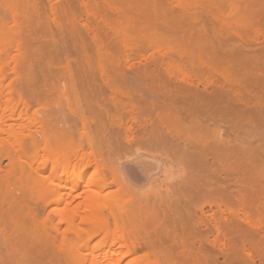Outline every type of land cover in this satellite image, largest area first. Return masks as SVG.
<instances>
[{"label": "rangeland", "instance_id": "obj_1", "mask_svg": "<svg viewBox=\"0 0 264 264\" xmlns=\"http://www.w3.org/2000/svg\"><path fill=\"white\" fill-rule=\"evenodd\" d=\"M76 1L77 2H75V0H55L54 1V3H58L59 2V4H58L59 6L57 4H55V5H57L58 7H60L62 9V10L56 9V11L58 10L57 13L60 14L59 12H61V14L63 13V15L65 17L62 16V15H58V14H56V16L58 15V18H59V16H61V18H63L62 21L66 20V22L63 23V26L61 28L62 30L60 29L58 31H55L57 29L52 30L51 29L52 26H50V25H53L54 28H58V27H55L54 23H51V21H52L51 19L52 18L51 19H49V18L44 19V17H47V15L49 13H50V15H52V13L50 11V8L48 10L49 11L48 13L45 11V10L48 9L47 8L48 5L50 7L49 0H0V106H1L0 112L2 113V114L0 113V115L3 118L2 121H1L2 124H5L4 119L7 120L6 124L8 122L10 123V124H7L5 126V127H7L6 128L7 130L6 131H1V133H0V136H2L1 138H7L8 139V142H7L6 139H4V141L0 140L1 141V143H0V175L3 174L0 177V180L2 181V182L0 181V199H1L0 200L1 201V203H0V205H1L0 206V234H1L0 235V237H1L0 238V251H2V252H0V257L4 258V260L6 261L5 262L1 258L0 259L1 263L0 264H28V262H30L28 260L32 261V258H34L33 259L34 261L36 260L35 263H37V264H40L41 261L49 262L48 264H64V263L68 264L66 262L65 258H68L69 262L71 264H90L91 263V259L93 258L92 257L93 255L91 254L92 251L97 252V253H102L103 250L107 249L106 248L107 246L104 245L105 243L103 244L104 246H102V245L100 247L97 246L100 243L99 240H101V238H102V236H97V237H95L94 239L91 240L92 242L90 241V243H92V245H90V247L92 246V248L91 249L89 248L90 250L83 249L84 251H80V253H79L78 251H76V249L74 251V248L76 246V245H74V248L72 247L73 249H71L70 246H66L68 249H66L64 253L60 252V251H63L62 249L60 250V248L62 247L61 242H60L61 239H63L65 234H66V236L69 235L67 237L68 240L70 238L72 239L74 236H76L75 233H73V230H71V232H70V229H67L68 228L67 225L63 224L62 228L63 227L64 228L61 231L62 232L61 233L62 236L61 237L58 236V239H59L58 241L54 238L55 239V241H54L53 239H51V238H53V235L51 237L48 236V233L50 231H48V233H45V235H43V234L41 235V233L38 235L37 234V230H36L38 225H35V224H40L39 226H41L42 224H46L47 223V225L50 224L47 227H51L53 222L54 223H58L60 218L68 216L67 204H68V202H71V201H68V200L72 199L73 191L70 190L69 188H65L64 186H62V187H64L63 188L64 190L62 189L61 186H57L58 185L57 183L59 182V175H56V176H58V179H56V178H54L53 180H49L48 179L50 181V182L48 181L50 186L52 185L53 188H55L56 186L58 187L59 190L57 189L58 190V194H56V195L52 194V193H54L53 191H50V193H49V192H47L45 190L44 191L41 190L42 188L38 189L36 187V188H33V190L31 188L28 189V187H30V184H29L30 179H32V178H29V177H32V174H33L32 172H34L36 170V169H34L35 167L38 168V169L40 168V170H42L45 173V175L48 176L49 174H52V167L54 165L53 161H55V163L56 162L58 163L60 161L63 162L66 158L68 160L70 157L74 156L78 152V150H80L79 149L80 147L85 146L87 144V140L82 138L84 136V133H85V130H86L85 125L88 126L87 124L89 122H87V121H90V122L98 121L99 116L102 114L101 111H100L101 108H98V107H101V106L97 105L99 103L97 101L101 100V102L103 103L104 102L103 100H106V98L108 100V99L112 98L111 97L112 95L114 97L115 94H113V92L110 91L109 87L107 88V85H105L106 87L105 86H99V84H100L99 81L102 82V77H101V79L99 78L100 79L99 81L97 80L98 79L97 77L100 75L99 74L100 73L99 70H100V66H101L100 63L101 62H100L99 59L101 58L102 53L104 54L103 55L104 57L110 59L107 62V64L105 65V66L108 67L109 71H111V72H109L110 73V75H109L110 77H111V74L113 75V74L116 73L114 76L118 78L121 75L117 76V72H118V75L122 71L126 72L125 74L123 73L124 76H127V78H128V80L126 79L125 83H123L122 80H120V79H123L124 76H122V78H120V79L118 78L121 81V82L119 81V83H121V85L124 84L123 87L120 85L122 87V89L125 88V86H126L125 84L126 83L128 84L127 86H130V88L133 86V83L137 84L138 80L136 82H134L133 79H136V78H139L140 76H143V75H140L139 77L137 76V75L140 74V73H138L140 70L143 73H145L144 71H146L145 75L148 74L146 76H150L152 74L159 75V73L161 74L162 73L161 72L162 69H160V67L162 66L161 61L164 58H167V57H169V59H172V61H173L172 71L175 72V73H181L183 71V66L184 65L185 66H188V65L191 66L192 63H195L196 60L201 57L202 52L199 51L198 49H196L198 47V43L203 41V44H204V42H205V44L206 43L210 44V42H208V41H211V40H212L211 42H215L214 43L215 45L217 44V41H218V43H220V42L222 43L223 42L224 44L230 45L229 46V51H231V54L233 53V55H230L229 58L224 56V54L225 55H229L230 52H228V54H226L227 51H223L222 50V52H223L222 53L220 51L221 49L218 48L219 46L217 47V49L219 50L218 52H221L223 55L221 53H218V54L220 56L222 55V57H225L223 59H226L227 61H228V59H229V61L232 60L234 57H236V52L239 53V54L237 53V56L242 55L241 56L242 59L245 57V60H247V63L244 64L245 60L243 59L241 61L243 64L240 62L242 64L241 65L242 67L241 68L239 67V69L244 68V71L249 70V69L252 71V69L255 68V67H257L259 69V67L261 65L258 64V63L262 62L261 63L262 66L260 67V69L256 70L257 68H255L254 69L255 72L253 74L250 73L251 71L250 72L247 71V73H248L247 76L248 77H245V78L247 79L248 83H249V81L251 79L250 76H252L253 79L250 82H252L253 85L255 83L257 85L258 82L255 81L256 79L254 80V77H256V78L258 77L257 81H260L262 79L260 77L262 75H264V47L262 49L260 48V47H262L264 45V5H263L264 3L261 0H142V1H140V0L138 1L137 0L136 1L137 3H135L134 0H132V1L130 0V2L127 1V4H126V0H125V2H124V0H119L118 1L119 3H120V1L123 2L124 5L122 3H120V5H119V3H117L116 1H113V2L118 4V5L115 4L116 7H117L116 9H111L112 11L114 10L113 12L112 11H110V12L108 11V13H109L108 14L105 11H102V9L105 10L106 8H101L100 9L102 11L101 14H97V18H98V15L100 16L98 19L95 18L96 15L93 16L94 19H92L93 18L92 16H89L90 17L89 19H90L92 24H94L95 22L97 23V24L96 23L94 24L95 28H96V29L95 28L94 29L97 30L99 28L98 29L99 32H103V33H100L101 36L98 33H96L102 39V44L104 43L103 45L102 44L101 45L104 47V45L106 44L105 47H107V50H105L106 49L105 47H104V51L100 50L101 54L97 51L96 46L94 47L93 44H95V43H94L93 39L90 38L92 36L87 35V31L84 28H82V25L81 26L79 25L80 27L76 26L77 24L74 26L75 17H71L70 18L68 16V15L73 16L72 15L73 13L70 12V11H72V10H70V8L74 9V10L75 9L77 10L76 7L78 6V8H80L79 10L84 15L80 14V11H78V10L77 11L75 10V12L78 13L79 15H82L83 17H85V13L83 12L84 8H82L81 7V3H79L80 0H76ZM94 1H96V2L100 1L101 2L102 0H94ZM131 2L132 3L134 2V4H130ZM138 2L139 3L141 2V5H139ZM259 2L262 3V4L258 5L257 3H259ZM77 3H79L80 5L77 4ZM146 3H148V4L146 5ZM66 4H68V5H66ZM125 4H126V6H128V8L126 7L128 9L126 11V13H124L125 11L123 12V10L126 9L124 7ZM57 6H56V8H57ZM69 6H71V7L69 8ZM67 8H69V9H67ZM81 9H83V10H81ZM65 10H66V12H64ZM106 10H108V9H106ZM44 12H46V13H44ZM127 12H128V14H127ZM66 13H68V14H66ZM44 14H45V16H44ZM65 14L70 19H68ZM78 14H77V16H78ZM102 14H103V17L101 16ZM124 14L127 15V17ZM104 15H106V17ZM109 15H111L110 16L111 18H108ZM32 16H34V17H32ZM36 16H37V19H36ZM41 16H42L43 19H40ZM205 17H206V19H205ZM103 18L108 19L109 20L108 21L109 24L111 23L110 25L108 24L109 25L108 29H107L108 26L103 21ZM209 18H211V19L209 20ZM110 19H111L112 22L110 21ZM207 19H208V22L206 21ZM68 20H70V21H68ZM92 20H93V22H92ZM97 20H101V22H99ZM44 21H46V22H44ZM45 23L47 25H45ZM75 23H77V22H75ZM195 23L196 24L199 23V25L198 24L196 25ZM101 24L102 25L104 24L102 26V28H101ZM105 24H106V30H105ZM170 24L171 25L173 24V27ZM167 25H169V26H167ZM190 25H191V27H190ZM44 27L46 29L48 28L47 31H46V29ZM76 27L81 28L80 29L81 33H79L78 30H76L77 29ZM116 27H117V29H115ZM215 27H217V29ZM70 28H73V29H70ZM170 28H172V29H170ZM65 29H68V33L66 32ZM101 29H103V30H101ZM174 29H175V31L173 32L172 30H174ZM63 30H64V32L62 33ZM111 30H112V32H109ZM214 30L216 32H214ZM48 31H51L49 33V35L47 34ZM105 31H108V32H106V34H105ZM57 32H59V33H57ZM114 32H115V34H114ZM217 32H219L220 35H217V34H219ZM65 33H66L67 37L64 36ZM70 33H71V37L72 38L69 36ZM50 34H54L56 43L51 41V40L54 39V37L50 36ZM61 34H63V35L61 36ZM73 34H74L75 38L73 37ZM80 34H82V35L80 37H78ZM193 34H195L196 36L193 35ZM198 35H200L201 37L198 36ZM63 37H66V43L67 44L64 43L66 45L65 48L68 47L70 49V51L71 50L73 51V53L70 52V51H68L66 53V54H68L70 52L73 55V56L72 55L70 56L68 54L70 56V58L68 60L72 61V62H75L74 64L70 62L71 66L74 67V68L71 67V69H68V67H67V63H66L67 55L65 54V56H64L63 51H61V49L63 48V45H64L62 43V40H63V42H65V38H63ZM86 37H87V39H85ZM110 37L111 38L117 37L118 40H119V41L118 40L117 41L120 42V43H118L115 40L116 38L115 39L114 38L111 39ZM195 37L199 41H197L195 39ZM216 37H217V39H215ZM261 37H263V38H261ZM59 38H60L61 44L60 45H56L58 43L57 41L59 40ZM76 38H80V39H77V40H80V41H77ZM83 39L88 41V43L85 42V40H83ZM91 39H92V41H91ZM110 39L112 41H116L117 43L114 42L113 45H110L112 43V41ZM55 40H53V41H55ZM75 41H77V42H75ZM81 41L84 42L85 45H82V43H80ZM71 42H72V44H70ZM246 42H248V43H246ZM76 43H78V44H76ZM250 43H252V44H250ZM208 44H207V46H208ZM241 44H243V46ZM217 45H220V44H217ZM112 46H115L116 48L113 47V48H115V49H113V48H111ZM231 46L233 47V49H231L232 48ZM60 47H62V48H60ZM73 47L75 49H72ZM56 48H58V49L60 48V51H58V49H56ZM68 48H66V49L69 50ZM255 48L258 49L259 51L256 50ZM82 49L85 50L86 52L83 51ZM239 49L240 50L242 49L241 50L242 52ZM232 50H235L236 52H232ZM247 50H251V52L250 51L248 52ZM75 51H77V52H75ZM258 52H261V53L259 54ZM86 53H88V56H89L90 59L85 55ZM257 53H258V55H257ZM184 54L187 55V57H191V60L185 61V62L181 61V59L183 57H185ZM244 54H247V55H244ZM75 55H76V58H75ZM254 55H256V56H254ZM260 56H262V57H260ZM249 57L251 59L253 58V60L249 59ZM88 59L90 60L91 64L93 62L92 66H88V64H90L89 62H87V64H86V61ZM238 59L239 58H237V60H236V58H234L236 67H237V64H238V66H240ZM128 60H130L132 62V64H131V62L127 63ZM146 60H147V62H146ZM154 60L156 62L158 60L159 63L157 62V65H159V66H155L156 63L153 62ZM77 61L79 63L76 64ZM148 61H149V63H148ZM234 61L233 62L230 61V64H232V66L235 67ZM236 61L238 63H236ZM248 61L250 63L249 65L252 66L251 67L252 69L249 68V66L247 67ZM254 62H256V64ZM81 63H84V64H81ZM83 65H85V66H83ZM144 65H145L146 68L143 67ZM148 65L152 67V69H153L152 71L150 69L151 67H147ZM152 65L155 67V69H154V67ZM116 67H120L122 70L120 68L118 69ZM140 67L143 68V71H142V69H140L138 71V69ZM157 67H159V68H157ZM193 67H195V66H193ZM236 67H235V69L238 68V67L237 68ZM262 67H263V69L261 71ZM89 68H91V69H89ZM114 68H116V69H114ZM147 68L152 73L150 71H148ZM247 68H249V69H247ZM81 69H86V71L88 70L87 71L88 75H86V71L85 70H83L82 72L85 73L86 76L83 73H80ZM239 69H237V70H239ZM73 70L75 71V73H74ZM93 70H94V72H93ZM158 70H160V71H158ZM162 71L164 72V67H163ZM88 72L90 74H92L93 76H91ZM155 72H157V73H155ZM3 73H5V75H3ZM93 73H95V74H93ZM134 73H138V74H134ZM238 73L239 72H237V74ZM240 73H242V72H240ZM70 74L71 75H76L77 76V80H81V81H78V82L80 84H82V86H83L82 88L83 89L81 87H79V85L78 86L75 85V84L78 83V82H74V79H76V76H74V77L72 76L74 78L73 79L72 77H70ZM80 74H82L84 76L81 75V78H80ZM256 74L259 75V76H257ZM163 75H164V73H163ZM133 76H136V78H134ZM249 77H250V79H248ZM262 77L264 78V76H262ZM259 78H260V80H259ZM112 79H114V77ZM130 80H133V83ZM262 80H261V83H262ZM82 82L86 85V87H84L85 85H83ZM86 82H89V83H86ZM93 82H95V83L93 84ZM115 82H117V80ZM215 82H217V81H215ZM119 83H118V85H119ZM261 83L259 82L258 86H261V85H259ZM88 84H90V85H88ZM173 84L174 83L171 84L172 88L175 85V84L174 85ZM217 84L218 85H216V86H220L219 83H217ZM252 84H250V85H252ZM73 85H75L74 88H73ZM93 85H95V89H94ZM101 85H104V84L102 83ZM148 85L151 86V84H148ZM250 85H248V86L246 85V87L249 88ZM256 85L253 86V89H257ZM98 87H99V89L101 87L100 90H102V88L103 89L105 88V89H104V91L103 90L99 91ZM79 88H81V90L83 92H85V90H84L85 88L86 89L89 88V90H88L89 92L86 91V93L83 94V92H81V90H77ZM130 88L128 87L127 89H130ZM251 88H250V90H251ZM259 88H260V90H259ZM75 89L77 90L78 93L76 92ZM141 89H143L142 92H144V90H145L144 87L141 88ZM257 90L258 91L255 90V92H260V94L263 95L262 93L264 91L263 90H262L263 92L261 91V87H258ZM97 91H99V93H101V92L102 93L101 94H97L98 93ZM252 91H254V90H252ZM103 92H105L106 94L103 93ZM75 93H77V94H75ZM90 93H91V97H90V95H88ZM93 95L96 96V97H94ZM84 96H86V97H84ZM117 96H118V94H117ZM21 97L23 99H21ZM93 97L96 98L95 99L96 101L95 100L94 101L91 100ZM86 99H88L91 102H88ZM119 99H121V98H119ZM124 99L125 98H122V100H124ZM26 100H29L33 104L29 103L30 105L26 107V105L24 104V102ZM77 100L79 102H77ZM81 100H84V102L86 104H84V102L81 101ZM29 101H26V102H29ZM111 101H112V99H111ZM111 101H109L110 103L109 102L107 103L105 101L103 104H106V103L109 104V105L111 104L112 108L109 105H107V104H106V106L110 107V110L112 109V111H113V112L111 111L112 113H114V112H116V113L123 112V110L120 111L116 107H114V104L112 103L113 101L112 102ZM125 101H126V99H125ZM87 103H88V105H87ZM90 104L92 105V107H89V106H91ZM85 105H86V108H85ZM78 108H81V109L78 110ZM27 109L29 111H31V112H29ZM84 109H86L87 114L86 113L84 114V112H85ZM81 110H82V112L83 111L84 112L83 113L79 112ZM90 110L93 111V112H91ZM262 110L264 111V109H262ZM263 111L260 110V114L257 115L258 117L254 116V118H256L255 120H257L259 117H260V119L264 118V116H262L264 114ZM20 112L22 113V116L25 115L24 118L21 116L22 119H21V117L18 118V115H20L19 114ZM27 112H29V114ZM94 112H97L98 114L94 113ZM262 112H263V114H262ZM27 114L30 115V116H28ZM79 114H81V115L84 114L83 116H85V117L83 118ZM88 114L90 115V117H89ZM79 117H81V118L78 119ZM106 117H104V120L106 119ZM15 118H17V119H15ZM83 119L86 120V122H84V124L86 123L85 125L83 124ZM100 119H101V116H100ZM231 119L234 120V122H232ZM231 119L228 120V122L231 121L232 124L231 123L230 124L226 123V125H225V122L219 123V124H221L223 126H222L221 132L218 134V136H220L221 134H224L222 136L225 139H227L226 146L228 147V150H226V153H228V152L231 153V151L234 150L236 147H238L239 144H240V146H244L243 149L241 148L242 150L241 149L240 150H236L237 149L236 148L234 151H237V152L238 151H242L243 153H245V152H247V150L246 151L244 150L245 145H246V149L249 147L250 150L252 149L251 148V146H252L254 151L258 150V152H255V154L257 153V155L255 157L253 156L254 159L256 157H259V160L256 158L255 162L252 163V164H256V162L259 161L258 163H260V164H256V166L257 165L258 166L261 165L264 162V160H263L264 154H262V152H264V151H262V150H264V146H263L264 145V125L262 124V122L264 123V119H262L261 121H259V120L257 121L259 123V124L257 123V125H259L260 127L256 125V123H255L256 121L253 122L254 120L251 122V123H253V125L250 122L248 123V119L249 118L246 119L247 123H245L246 121H243L244 122L243 123L240 120L239 117H238V119L240 121L239 120L238 121L235 120L236 118L235 119L231 118ZM251 120H252V118L249 121H251ZM20 122H21V125H20ZM236 122H240V123L236 124ZM13 123L15 124V126L12 125ZM243 124L245 126H243ZM19 125L21 127H19ZM22 125H24V126H22ZM213 125H211V126H213ZM227 125H229V127H227ZM224 126H226V127H224ZM237 126H238L239 129L237 128ZM250 126H252V127H250ZM0 127H1V125H0ZM2 127H3V125H2ZM5 127H3L4 130H5ZM13 127L16 128L17 130L15 129V131L12 132L11 130L13 129ZM234 127H236V128H234ZM247 127H248L249 130L247 129ZM74 128H76L77 130L74 129ZM213 128H214V126H213ZM256 128H257V130H255ZM0 129H2V128H0ZM78 129H79V131H78ZM208 129L210 130L211 128H208ZM240 129H242V130H240ZM7 131H9L10 133H8ZM83 131H84V133H83ZM224 131H226V132H224ZM227 131L230 132V133H228ZM237 131H239V134H236V136H235V133H233V132L237 133ZM4 132L5 133L7 132V134H5ZM207 132H208V130H207ZM242 133H243L244 136L242 135ZM245 133L249 134V135H246ZM78 134H80V136ZM15 135H17V136H15ZM42 135L45 136V137H48L46 139H49V141L47 140V144L42 143V145L39 147V150L37 151V153H36V149L34 147H32L31 145H28V143H27L26 146L22 145V144H24L25 138H26V141H27V137H28V141L30 142V140L32 139L33 136H38L39 139H40V138H42ZM95 135H97V133ZM250 135H251V137H250ZM76 136H79V137H76ZM237 137L238 138L240 137L241 140L237 139ZM249 137L250 138L254 137V138L252 140V139H249ZM220 138H222V137H220ZM245 138L247 140H251V143L249 141H247ZM21 139H23V140H21ZM50 139H52V140H50ZM231 139H233L234 141L237 140L238 143L234 142ZM243 139L246 140L247 144H248V142L250 144H248V146H247L246 142ZM19 140H21L22 142L20 141V143L18 144ZM54 140H55V142H53ZM230 140L233 141V142H231ZM254 141H255L257 146L255 144L253 145ZM13 142H15V143H13ZM234 144L235 145L238 144V145L235 146ZM44 145H47V147L44 148ZM232 146L235 147V148H233ZM230 148H231V151H229ZM239 148L240 147H238V149ZM257 148H260V149H257ZM251 152L252 151H250L248 153L252 154V155H255L253 152L252 153ZM21 154L24 155V157H25L24 159L25 160L23 159ZM210 154L212 155L211 152H210ZM25 155L28 156V157L26 158ZM43 155H45V156L43 157ZM260 155L262 156V158H260ZM19 156H21L22 158L19 157ZM11 157H12L13 161H11ZM174 157L175 156H173V165L174 166H169V168H168L169 171L167 172V174L159 173L160 176L159 175L158 176L157 175L153 176L150 187H148V189L146 188V191L144 190V192H147L148 196L151 195L150 197H152V195H155L156 193H158V194L159 193L160 194L163 193L161 196L165 197L167 195V193H164V192L165 191L167 192V190H169L171 188L170 186L173 185L172 183H174L175 179L180 180L181 178H184L185 176H187V173H186L187 170L184 171L185 167L182 165L183 161L180 163L178 161L179 159L177 160V158H176V160L178 161L177 162L176 160H174ZM17 159H18V161H17ZM79 159H80V157H79ZM209 159L211 161L213 158L211 156H209ZM42 160H43V162H45L47 160V162L43 163V162H41ZM232 160H230V161H232ZM22 161L24 163H22ZM31 161H32L33 164L31 163ZM175 161H176V163L178 165L175 163ZM261 161H263V162L261 163ZM27 162H30L31 165L28 164ZM114 162H116L117 165L119 164L118 160H115ZM42 163L44 165V168H42V166H43ZM179 163H180V165H179ZM224 164H225V162H224ZM218 165H220V164L218 163L216 166H218ZM176 166H178L179 170H178V168ZM224 166L227 167L226 165H224ZM224 166L221 165V166L218 167V169L216 168L217 169L216 171L219 170V172H215V171H213L214 169H210V173L208 171H206L205 175L213 174V176L215 178V179L213 178V180L215 181V185H216V183H217V185L220 184L218 186H222L221 189H223V190L219 189L220 187H218V189L221 190V191H224V193L227 190L226 193H225L226 194L225 196L228 197L229 199L227 198L228 200H224L225 199V196H223L224 193L219 191L221 194L219 193L220 195L217 198L215 196L217 194H215V195L213 194L214 195V196H212L213 199L211 197H210L211 199L210 198H205V197H204L205 199L204 198H200L199 201H198L199 204H197V207L199 208L202 205L204 210H207L209 208V209H212L215 212L218 211L219 213H217V217L220 219L222 214L220 215L221 211H219V210H222L223 208H226L227 206H230L233 209L234 205H236L235 207L238 208V210H241L243 208V205H245V207L250 205L249 207L254 208V209L256 208L255 210H257L256 213H258V214L255 215V212H254L255 210L252 209V212H254L253 216L255 215L254 217H256V216H257L256 218L264 217V206L262 204V203H264V192H261V191H264V188H263L264 187V185H263L264 184V179H263V177H264V173H263L264 172L263 171L264 170V168H263L264 164L261 165V166H263L262 168H261V166H259L260 169H263L262 170L263 172H260L261 170L259 171L261 174H263V175H261L262 179H261V177H259L260 179L257 178L259 175L258 176L255 175L257 177H254V178H257L259 180H256V179L253 178V180H255L254 182L260 181V183L258 184L256 182L257 184H255L254 182H252L251 184L254 183L253 186L252 185H248V184H250V182L252 180L250 182H248L249 180L245 179L247 170L245 172V170L243 171V169H240V171H242V172H240L238 170V168L236 169V167H235L234 170H232L230 168H226V169H228V170H226L224 168ZM81 167H79V165H78V166H76V168H74V169L72 168L71 170H73L76 174H83L88 180H90V178L97 179V178H100L102 176L101 172H99L97 175L96 174L95 175L92 174L93 170L96 169V166H94V165L93 166H89V167H85V168H83L84 166L82 168ZM93 167H95V169ZM116 168H117V166L115 165L114 169H116ZM213 168H214V166H213ZM224 169L227 172H230V173H228L229 175L225 172ZM61 170H62V168L58 169V171H57L58 173L57 174H60V172L63 171V170L62 171ZM211 170H212L213 173H211ZM257 171H258V169H257ZM188 172H189V170H188ZM235 172L237 174H234ZM47 173H48V175H47ZM215 173H217V174L215 175ZM241 173L245 174V178H243L244 176ZM115 174H117V173H115ZM171 174H173V179H172L173 181H171V179L166 180L167 179L166 177L168 175H171ZM231 174L235 175V179H234V176L232 177ZM183 175H184V177H183ZM8 176H10V177H8ZM210 176L213 177L212 175H210ZM239 176H240V178H239ZM249 176H250V174H249ZM22 179H24L23 180V182L25 181L24 183H22ZM216 179H217V181H216ZM218 179L221 180V181H219ZM15 180L17 181V183L19 185H17ZM54 180H55V182H54ZM213 180H212V182L211 181L210 182L214 184ZM10 181L13 182V185H12V182H10ZM19 181H20V183H19ZM159 181H161V182H159ZM235 181H237V182H235ZM53 182L55 183V185H54ZM70 182H72V181H70ZM177 182H179V181H177ZM245 182H246V184H245ZM261 182H262V184H261ZM229 183H234V184H229ZM64 184L65 183H62L61 185H64ZM170 184H172V185H170ZM227 184H229V186ZM239 184H240L241 187L239 186ZM168 185H169L170 188H168ZM234 185H236V186H234ZM4 186H6V187H4ZM83 186L86 187V185H83ZM83 186H82V188H84ZM216 186L213 185L212 189H214V190L216 189L215 191L217 193L218 190H217ZM233 186H234V188H233ZM247 186H248V188H250L251 191H249V189L246 188ZM224 187H226V188H224ZM243 187H245V189ZM9 188L11 189V191H10ZM12 188H16L17 190H12ZM123 188L126 189V185L125 186H123V185H119L118 186V185L112 184V190H118V191L112 193V197L110 199L111 200L110 201V207H113L114 209L120 207L121 210H124V215H120V216H125L129 209L132 210L134 208V204H135L134 201L130 199L131 198L130 196L123 195L124 193L121 191ZM228 188L232 189V191L230 189H228ZM130 189H133V186H130ZM238 189L242 191L241 194L244 193V195H246V197H243V200L245 198L248 201H246V200H244L245 202L243 200L239 201L240 200L239 198L240 197L242 198V195L240 194L241 191L239 192V194H240L239 198L237 197L238 193H236V192L234 193V191H236V190L238 192ZM252 189H254L255 191H253ZM36 190H38V191H36ZM135 190L136 189H134V191ZM257 190H259L260 192L257 191ZM8 191H9V193H8L9 196L7 195ZM12 191H14V192H12ZM169 191H171V190H169ZM228 191H231V192H228ZM244 191L245 192L247 191V193H245ZM44 192H46V193H44ZM68 192H70V193H68ZM148 192H149V194H148ZM250 192H252V193L256 192V193L255 194H251ZM257 192H259V193H257ZM19 193L20 194L22 193L23 195H20ZM228 193H231V194H228ZM248 193H250V194H248ZM10 194L11 195L13 194L12 197H14V198L11 199ZM25 194L28 195V196H26ZM70 194L72 195V197H71ZM227 194H228V196H227ZM259 194L261 196L258 198ZM24 195L26 196V198H24ZM69 195H70V197H69ZM172 195L173 194H170V195L166 196V199H169L170 197H172ZM230 195L231 196L234 195V197L233 196L230 197ZM113 196H116V197L114 198ZM17 197H19L20 199L17 198ZM16 198H17V200H14ZM218 198H219V200H221V202L216 200ZM27 199L30 202H28ZM21 200H23V201H21ZM214 200L218 201V202H215ZM256 200H258V201H256ZM260 200L262 201V203L260 202ZM206 201H209V202H206ZM225 201H227V202L225 203ZM229 201H231V202L234 201V202L230 203ZM201 202H202V204H201ZM213 202L217 205V207L214 206L215 204ZM246 202H249L248 203L249 205H247ZM219 203H220L219 206L223 207L222 209L219 208V206H218ZM221 203H223V204L224 203L225 204L228 203V205H226V206L224 205L223 206V205H221ZM235 203H237V204H235ZM232 204H233V207L231 206ZM252 204H254V205H252ZM17 205H19V206H17ZM103 205L104 204H101L102 211L100 212V215L102 216L104 214L109 220H112V214L110 213V211L107 208L105 209V207ZM258 205H259V208H258ZM210 206H212V207L210 208ZM2 207H3V210H1ZM20 207H22V208H20ZM37 207H39L38 210L36 209ZM245 207L243 209H245ZM198 208H196L197 209V211H196L197 213L195 212L196 217H194L192 219V221H191L192 226H193V227H191V230H196V231H193V232H197L199 230L198 232L206 233L207 235H208L210 230L211 231L213 230L212 232L210 231L211 235L212 234H216V230L214 229V225H213L214 224L213 223L214 222L213 221V219H214L213 216L216 213L214 212L215 214L213 213L214 215H212V221H213L212 222L211 220H208L210 218L209 215H210V213H212L211 212L212 210H210V212H209V209H208L207 210L208 211V216H206L207 215V211H206L205 214L202 213L203 215H205V216H203L200 213V209L201 208L200 209H198ZM15 209L17 211H15ZM42 209H44V210H43V212L40 213V211H42ZM103 209H104V211H103ZM170 209H172V208H170ZM170 209H169V211H170ZM22 210H24V211H22ZM249 210H251V209H249ZM4 211L5 212L9 211L10 214L8 212H6L7 213V215H6V213ZM235 211H237V209ZM11 213L14 215V219H13V216H12ZM19 213H21L22 215H20ZM169 213H171V212H169ZM172 213H174V212L172 211ZM16 214H17V216H16ZM128 215H129V213H128ZM167 215L170 216L169 214H167ZM167 215L165 217L169 220V221L168 220L167 221H168V224L171 227L167 224L166 219L162 218L160 223L162 221L163 222L161 224L158 223V224H160L159 226H162L161 230L158 229L157 227H156V229H158V230H155V229L152 230L151 228H149L148 230H151L152 234H151V232H147V233L143 234V232H146L145 230H141L142 233L138 232V234H136V235H138L137 237L140 238V240L142 239V236H141L142 234H143V236H145L142 239L144 241L141 240L143 243L140 241L141 244H143V245H141L142 247L147 246L148 245V244H146L147 242H149V245L151 243L153 244V242L150 241L149 238L146 240V237H148V234H151L154 238L156 237L155 235H157V237H158L157 233H160L159 230L161 231V233H165L166 225H168L170 227V228L166 227L167 228L166 230L169 229L171 231V230L174 229V227L172 228V225H173L172 223L175 224L176 221H175V219L172 216L173 214L171 215L172 217L171 216L168 217ZM219 215H220V217H219ZM231 215H234V216L232 217ZM231 215H228V219L232 218L230 220L227 219V216L226 217L222 216L223 222L217 218V220L221 221L222 224L221 223L220 224L222 226L228 227L230 225L229 226L230 229L233 230V231H229V230H227L229 227L228 228L224 227L225 230L227 231V233H229L228 234L229 235L228 238L229 239L231 238L230 237L231 232L235 236V238L236 237L239 238V239L236 238L237 240H240L239 234H241L244 230H245L244 232L246 234H248V237H249V234L252 233V234H250V236L253 235L252 238H256L257 237L256 238L257 239L256 241H258L257 243L260 242L261 244L259 243L260 244L259 245V244H257L255 242L256 243V246H255V245H253L252 242H249V240H247V242L245 243V245L247 247L245 249L250 248L251 246L249 244L252 243L251 245L256 247V248L252 247L251 249H253V248H254V250L256 249V252H257L258 256H256L254 262L252 260L250 261V259L246 256V254H243L244 251H246V250H244L243 246H241L242 241L241 242H237L236 241L234 243V241L230 240V241H232V243H231L228 240V242H230L229 246H231L230 247L231 250L233 249L232 252H231V250L229 248L230 252L228 254L231 255V256H228L227 254H224V253L222 254V252L219 249L211 247V245H209V243H207V245H205V246H207L208 248L210 247L214 251L213 252L214 256L212 255V257H214V258H212V259L215 260V258H216V260L213 263L216 264V262H217V264H229L227 262H230V264H235V263L236 264L237 263L238 264H250L252 262L251 264H253V263L254 264H264V261L261 260L263 258L261 256L264 254V242H263L264 241L263 240L264 239V233H263L264 232V227L262 226V225H264V220H263V223L261 225L263 228H261V226H260L261 229H259V226L258 227H256V226L252 227L249 224H246V222L245 223L244 222L241 223L242 220H240V221L237 220L239 218L235 214H231ZM7 216L9 218H7ZM203 217L204 218L207 217V218L204 220ZM234 217H235V219H234ZM224 218L227 221H225ZM22 219H25V220L23 221ZM26 219L29 220L28 222H31L30 225L25 223L27 221ZM21 220H22V223H21ZM42 220L44 222H42ZM170 220H173V221H170ZM206 220H207V222H206ZM35 221H38V222L36 223ZM80 221H81V219H80V216H79L77 218V223L85 228L86 226L82 225V223H80ZM199 221H205L207 224L204 223L205 225H201V227L200 226L198 227V225L196 224L197 225L196 226L194 223L199 222ZM209 221L212 222L211 224L213 226H211ZM6 222H8L9 224L6 223ZM228 222L229 223L231 222V223L229 224ZM226 223H227V226H226ZM32 224L34 225V227L32 226ZM208 224H210V225H208ZM240 224H241V226H240ZM18 225H19V227H18ZM6 226L7 227L9 226V227L7 228ZM236 226H237L238 229L236 228ZM246 226H247V228H246ZM249 226H250V228H249ZM208 227L212 228V229H209ZM253 228H255V229H253ZM27 229H28V231H27ZM162 229L164 231H162ZM207 229H209V230H207ZM258 229H259V231H258ZM202 230H204V231L202 232ZM156 231H158V232L156 233ZM234 231H235V233H234ZM18 232H20L23 236L24 235L25 236L23 237L20 233L18 234ZM81 232H82L83 235H85L86 238H89V236H90L89 233H86L83 230H81ZM153 232L155 233L154 235H153ZM237 232H238V234H237ZM244 232L242 233V235H243L242 238L247 236V235L244 236L245 235ZM33 233H35V234H33ZM50 233L52 234V232H50ZM50 233H49V235H50ZM14 234L18 238L21 237L22 239L20 238V240L18 241L17 240L18 238H15ZM2 235H4L3 238H2ZM151 235H149L150 238L152 237ZM12 236L15 238V240L13 239ZM28 237H29V239H28ZM153 237H152V239H153ZM258 238L259 239L261 238V240H259ZM25 239H27V240H25ZM157 239H156V241H157ZM1 240H2V242H1ZM42 240H44V241H42ZM46 240H50V242H48ZM105 240H107V239H105ZM22 241H24V242H22ZM34 241H36L38 243L37 244H32V243H35ZM156 241H154V242H156ZM244 241H246V240H244ZM43 242H44V244H43ZM58 242H59V244H58ZM40 243H42V244H40ZM107 243L108 244L112 243V239L108 238V241L106 242V244ZM262 243H263V245H262ZM31 244H32V246H31ZM164 244L165 243H163V245ZM40 245H43V246L40 247ZM47 245H49L51 247H54V248L52 250H50L51 247H49L47 249L48 251L44 250V249L47 248L46 247ZM119 245L120 244L117 243L115 245L116 246L115 249L118 248L120 250ZM149 245L147 246V250L148 249H152V246H149ZM154 245H156V244H154ZM239 245H240V247H239ZM21 246L22 247L24 246V247L21 248ZM57 246H59L60 248L59 247L57 248ZM196 246L199 247L198 244H196ZM196 246H194L195 248L193 247L194 251L196 249ZM260 246L263 247V249ZM148 247H150V248H148ZM161 247H162V244H161ZM257 247H259V248L257 249ZM42 248H44V249H42ZM100 248H101V250H100ZM165 248L167 249L166 246H165ZM234 248H236V249H234ZM11 249L15 253L12 252ZM32 249H34L33 253H32V251H29V250H32ZM144 249L143 248H142V250L140 249L137 255L128 256L126 258L124 264H132L134 262V258L144 254V252L147 251L146 247ZM161 249L163 250L164 248H161ZM27 250L29 251V253H32V254H30V256L27 254L28 253ZM41 250H44L46 253L44 251H41ZM216 250H218V251H216ZM20 251L23 252V253H21ZM37 251H40L41 254L39 252H37ZM50 251H52L53 255H51V253L48 254V252H50ZM122 251H124V250H122ZM177 251H179V250L176 249V251H175L176 255H177ZM262 251H263V253L261 254V256H259L260 255L259 253L262 252ZM165 252L166 251L164 250V254H163L164 258L166 256H168V254L171 255V253L167 252V254H165ZM217 252H218V255H217ZM227 252H228V247H227ZM235 252L237 254H234ZM46 254H48V255H46ZM59 254H61V255H59ZM238 254H239V256H240L242 261L240 259H237V258H239ZM240 254H243V255H240ZM10 255H12V256L10 257ZM55 255L57 256L56 258H55ZM90 255H92V256H90ZM170 255H169V257H171ZM173 255H175V253ZM40 256H43V257L45 256V257L44 258L43 257L40 258ZM223 256H227V257L224 258ZM232 256H235V258L237 260L234 257H232ZM16 257H18V258H16ZM53 257H54V260L52 261L51 258L53 259ZM155 257H157V256H155ZM155 257L152 256L151 260H150V262L148 264H167V263L164 262V259H163L162 255H158L157 258H155ZM222 257H223V260H222ZM257 257H258V259H257ZM260 257H261V259L259 260ZM7 258H10V260L7 259ZM159 258H161L162 260H160ZM57 259H59V260L55 261ZM166 259L167 260H171L172 258L168 259V257H167ZM177 259H178V257H177ZM224 259H225V261H224ZM232 259L234 260V262L232 261ZM248 259H249V263H248ZM173 260H175V259H173ZM173 260L171 262H174ZM238 260H240V262ZM61 261H63L64 263H62ZM46 262H44V263L41 262V264H47ZM166 262H168V261H166ZM171 262H169L168 264H170ZM35 263L31 262L29 264H35Z\"/></svg>", "mask_w": 264, "mask_h": 264}, {"label": "bare ground", "instance_id": "obj_2", "mask_svg": "<svg viewBox=\"0 0 264 264\" xmlns=\"http://www.w3.org/2000/svg\"><path fill=\"white\" fill-rule=\"evenodd\" d=\"M55 1V0H54ZM54 1L53 0H49V2H50V7H49V3L47 4L48 5V9L47 10H45L47 13L49 12L48 10H49V8H50V11H51V13H52V15H50V13L47 15V17H44L45 16V14H44V19H46V18H49V19H51L50 21H51V23H54V25H55V27H58V28H54L53 27V25H50V26H52V30H55V29H57V30H55V31H58V30H60L61 28H62V26H63V23L64 22H66V20L65 21H62L63 20V18H61V16H59V18H58V15H62V16H64L63 15V13L61 14V12H59L60 14H58L57 12H58V10H62L60 7H58L59 5V2L58 3H54ZM113 1H116L117 3H119L118 1L119 0H102L101 2L99 1V2H96V1H94V0H80V2L79 3H81V7L82 8H84V10L83 9H81V10H83V12L85 13V17H83L82 15H84V14H82V12L79 10L80 8H78V6L76 7L77 8V10L78 11H80V14H82V15H79L78 13H76L75 12V10L74 9H71L70 7L71 6H69V8H70V10H72V11H70L71 13H73L72 15L73 16H71V15H68L70 18L71 17H75V21H74V26L76 25V26H78V27H80L81 25H82V28H84L86 31H87V35H89V36H92V37H90V38H92L93 39V41H94V43L95 44H93L94 45V47L96 46V49H97V51L100 53V50L102 51H104V47L106 46V44L104 45V47L102 46L103 44H102V39L99 37V35H100V33H103V32H99V28L97 29V30H95L96 28H95V23L94 24H92L91 23V21H90V17L89 16H95L96 15V17L95 18H97V14H101V12L102 11H105L106 13H108V11L110 12V11H112L111 9H116L117 7H116V5L115 4H117V3H115V2H113ZM127 1H129L130 2V0H126V4H127ZM132 1V0H131ZM135 1V3H137L136 1L137 0H134ZM139 1V0H138ZM140 1H142V0H140ZM263 3H264V0H261ZM75 2H77L76 0H75ZM124 2H125V0H124ZM148 2V1H147ZM170 2V1H169ZM79 3H77V4H79ZM120 3H122L123 4V2H121L120 1ZM120 3H119V5H120ZM139 3V2H138ZM55 4H57V5H55ZM72 4V3H71ZM75 4V3H74ZM121 4V5H122ZM126 4H125V8L127 7L128 8V6H126ZM130 4H134V2L132 3H130ZM143 4V3H142ZM148 3H146V5H147ZM258 5L259 4H262V3H257ZM66 5H68V4H66ZM65 5V6H66ZM80 5V4H79ZM118 5V4H117ZM124 5V4H123ZM136 5V4H135ZM138 5V4H137ZM139 5H141V2L139 3ZM138 5V6H139ZM145 5V4H144ZM152 5V4H151ZM264 5V4H263ZM56 6H57V8H56ZM73 6V5H72ZM103 6V7H102ZM130 6V5H129ZM74 7V6H73ZM65 8V7H64ZM69 8H67V9H69ZM101 8H106V9H108V10H103L102 9V11L100 10ZM122 9L123 10V12L124 13H126V11L128 10V9ZM40 9V8H39ZM56 9H58L57 11H56ZM100 11H99V10ZM263 9V8H262ZM76 10V11H77ZM68 11V12H69ZM114 11V10H113ZM112 11V12H113ZM46 12H44V13H46ZM64 12H66V10L64 11ZM69 12V13H70ZM100 12V13H99ZM42 13V12H41ZM120 13V12H119ZM56 14H58L57 16H56ZM66 14H68V13H66ZM65 14V15H66ZM77 14H78V16H77ZM105 14V13H104ZM109 14V13H108ZM127 14H128V12H127ZM41 15V14H40ZM125 15V14H124ZM199 15V14H198ZM38 16V15H37ZM37 16H36V19H37ZM55 16V17H54ZM68 16L66 15V17L68 18ZM102 17H103V14L101 15ZM105 17H106V15H104ZM111 15H109L108 16V18H111L110 17ZM126 17H127V15H125ZM205 16V15H204ZM32 17H34V16H32ZM65 17V16H64ZM100 16L98 15V18H99ZM101 17V18H102ZM202 17V16H201ZM211 17V16H210ZM70 18H68V19H70ZM97 18V19H98ZM100 18V19H101ZM194 18V17H193ZM212 18V17H211ZM211 18H209V20L211 19ZM40 19H43L42 18V16L40 17ZM65 19V18H64ZM92 19H94V17L92 18ZM205 19H206V17H205ZM213 19V18H212ZM189 20V19H188ZM191 20V19H190ZM218 20V19H217ZM68 21H70V20H68ZM72 21V20H71ZM97 21H99V22H101V20H97ZM103 21L107 24V29L109 28V25L111 24H109V20L108 19H105V18H103ZM102 21V22H103ZM110 21H111V19H110ZM187 21V20H186ZM207 22H208V19L206 20ZM216 21V20H215ZM44 22H46V21H44ZM43 22V23H44ZM75 22H77V23H75ZM92 22H93V20H92ZM112 22V21H111ZM180 22V21H179ZM182 22V21H181ZM189 22V21H188ZM211 22V21H210ZM50 23V24H51ZM191 23V22H190ZM204 23V22H203ZM206 23V22H205ZM97 24V23H96ZM99 24V23H98ZM106 24H105V30H106ZM109 24V25H108ZM196 24V23H195ZM198 25H199V23H197ZM196 24V25H197ZM207 24V23H206ZM214 24V23H213ZM45 25H47L46 23H45ZM44 25V26H45ZM80 25V26H79ZM104 25V24H103ZM102 24H101V28H102V26H103ZM171 25V24H170ZM181 25V24H180ZM179 25V26H180ZM183 25V24H182ZM49 26V27H50ZM98 26V25H97ZM167 26H169V25H167ZM172 27H173V24L171 25ZM170 26V27H171ZM72 27V26H71ZM78 27H76L77 29L76 30H78V32L79 33H81L80 32V29L81 28H78ZM190 27H191V25H190ZM45 28V27H44ZM75 28V27H74ZM95 28V29H94ZM111 28V27H110ZM195 28V27H194ZM200 28V27H199ZM216 29H217V27H215ZM46 29V28H45ZM48 29V28H47ZM47 29H46V31H47ZM70 29H73V28H70ZM115 29H117V27L115 28ZM170 29H172V28H170ZM169 29V30H170ZM176 29V28H175ZM175 29L174 30H172L173 32L175 31ZM188 29V28H187ZM190 29V28H189ZM192 29V28H191ZM215 29V30H216ZM62 30V29H61ZM66 30V32L68 33V29H65ZM101 30H103V29H101ZM100 30V31H101ZM214 30V32H216ZM219 30V29H218ZM72 31V30H71ZM97 31V32H96ZM128 31V30H127ZM171 31V32H172ZM51 31H48V35H49V33H50ZM64 32V30L62 31V33ZM106 32H108V31H105V34H106ZM109 32H112V30L111 31H109ZM116 32V31H115ZM115 32H114V34H115ZM195 32V31H194ZM53 33V32H52ZM57 33H59V32H57ZM61 33V32H60ZM78 33V34H79ZM83 33V32H82ZM89 33V34H88ZM96 33H98V34H96ZM217 33H219V32H217ZM241 33V32H240ZM55 34V33H54ZM54 34H50V36H53L54 37V39L53 40H55V36H54ZM91 34V35H90ZM188 34V33H187ZM196 34V33H195ZM195 34H193V35H195ZM204 34V33H203ZM47 35V36H48ZM63 34H61V36H62ZM82 34H80L78 37H80ZM104 35V34H103ZM112 35V34H111ZM110 35V36H111ZM207 35V34H206ZM214 35V34H213ZM217 35H220V33L219 34H217ZM64 36H66L67 37V35H66V33H65V35ZM70 37H71V33H70V35H69ZM101 36V35H100ZM196 36V35H195ZM198 36H200V35H198ZM215 36V35H214ZM66 37H63V38H65V42H63V40H62V43L64 44V43H66ZM73 37H74V34H73ZM192 37V36H191ZM201 37V36H200ZM243 37V36H242ZM72 38V37H71ZM75 38V37H74ZM73 38V39H74ZM111 38V37H110ZM114 38V37H113ZM113 38H111V39H113ZM116 38V39H115ZM114 39L117 41L118 40V38L117 37H115ZM204 38V37H203ZM208 38V37H207ZM261 38H263V37H261ZM77 39H80V38H76V40ZM85 39H87V37L85 38ZM85 39H83V40H85ZM89 39V38H88ZM92 39H91V41H92ZM110 39V40H111ZM195 39H196V37H195ZM200 39V38H199ZM205 39V38H204ZM203 39V40H204ZM215 39H217V37L215 38ZM53 40H51L52 42H55L56 43V40L55 41H53ZM109 40V41H110ZM197 41H199L198 39H196ZM242 40V39H241ZM77 41H80V40H77ZM77 41H75V42H77ZM90 41V40H89ZM112 41V40H111ZM116 41H112V43L110 44V45H113V43L115 42V43H117ZM212 41V40H211ZM211 41H208V42H210V44H208V43H206L205 44V42H204V44H203V41H201V42H199L198 43V47L196 48V49H198L199 51H201L202 52V55H201V57L199 58V59H197L196 60V62L195 63H192V65L191 66H183V71L181 72V73H175V72H173L172 71V68H173V61H172V59H169V57H167V58H164L162 61H161V64H162V66L164 67V72L162 71L163 70V67L161 66L160 67V69H162L161 70V74L158 72V71H160V70H158L157 72L159 73V75H157V74H152V75H150V76H146V75H148V74H146L145 75V73H146V71H144L145 73H143V72H141V70L140 69H142V71H143V68H139L138 69V73H140L139 75H137L138 77L140 76V75H143V76H140L139 78H136V76H133L134 78H136V79H133L134 80V82H136L137 80V84L136 83H133V80H130V81H132V83H133V86L130 88V86H127L128 84L126 83L125 85V88H123L122 89V87L124 86V84L123 83H125L126 82V79L128 80V78H127V76H124V74L126 73V72H124V71H122L121 73H119V75H118V72H117V76H120V77H118L119 79L120 78H122V76H124L123 77V79L125 80H123V79H120V80H122V84L123 85H121V83H119V79L117 78V77H115L114 75L116 74H111V77L109 76L110 75V73L109 72H111V71H109V69H108V67L107 66H105L106 64H107V62L110 60V59H108V58H106V57H104L103 55V53H102V56H101V58L99 59L100 60V77L98 76L97 78V80L99 81L100 79H101V77H102V82L101 81H99V86H105V85H107V88L109 87V89H110V91L111 92H113V94H115L114 95V97H113V95L111 96L112 98V101H111V99H108L109 101H111L113 104H114V107H116L118 110H120V111H122L123 110V112H120V113H116V112H114V113H112L113 111H112V109L110 110V107H111V104L109 105V104H107L109 101L107 100V98H106V100H103L104 102L106 101L107 103V105H109L110 107H107L106 106V104H103L102 102H101V100H99V101H97V102H99L97 105H99V106H101V107H98V108H101V119H100V116H99V119H98V121H96V122H90V121H87V122H89L87 125L88 126H86L85 124H84V122H86V120L85 119H83V124L85 125V128H86V130H85V133H84V131H83V133H84V136L82 137V138H84V139H86L87 140V144L85 145V146H82V147H80L79 149L80 150H78V152L74 155V156H72V157H68L69 159L67 160V158L63 161V162H56L55 163V161H53V163H54V165H53V167H52V174H49L48 175V173H47V175L48 176H46L45 175V173L42 171V170H40V168L38 169V168H36L35 166V168L34 169H36L34 172H32L33 174H32V177H29V178H32V179H30V182H29V184H30V187H28V189L29 188H31L32 190H33V188H42L41 190H45V191H47V192H49L50 193V191H53L54 193H52L53 195H56V194H58V187L57 186H64L65 188H69L70 190H72L73 191V197H72V195H71V197H72V199H69L68 201H71V202H68V204H67V209H68V216H66V217H62V218H60V220H59V222L58 223H54L53 222V224L51 225V227H47V226H49V225H47V223L46 224H42L41 226H39L40 224H35V225H38L37 226V234L39 235L40 233H41V235L43 234V235H45V233H48V231H50V232H52V234L50 233V235H49V233H48V236H52L53 235V238H51V239H53L54 241H55V239L58 241L59 239H58V236H62L61 235V231H62V229L64 228H62V226H63V224H65V225H67V229H70V232H71V230H73V233H75V235L76 236H74L72 239L70 238L69 240H68V236H66V234L64 235V237H63V239H61V245H62V247L60 248L59 246H57V248L59 247L60 248V250L62 249L63 251H60V252H62V253H64L65 252V250L66 249H68L66 246H70V248L71 249H73L74 248V245H76L75 246V248H74V251H75V249H76V251H78L79 253H80V251H84L83 249H87V250H90L91 248H92V246L90 247V245H92V243H90V241L92 240V239H94L95 237H97V236H102V238H101V240H99L100 241V243L97 245V246H104V245H106L107 247V249L106 250H103V252L102 253H97V252H94V251H92V255H90V256H92L93 258L91 259V263L90 264H124V262H125V260H126V258L128 257V256H130V255H137L138 254V252H139V250L141 249L142 250V248L144 249L145 247H146V250H147V246L149 245V242H147L146 244H148L147 246H145V247H142L141 245H143V244H141V242L142 241H144V240H142L145 236H143V234H145V233H147V232H151V230H148L149 228H151L152 230L153 229H155V230H158V229H160L161 230V227L162 226H159L161 223H160V221H161V219L162 218H165L166 219V221L168 220L165 216L167 215V214H169L170 216L172 215L173 216V218L175 219V224L174 223H172L173 225H172V228L174 227V229L173 230H166L170 225L168 224V221H167V224L169 225H166V227H165V233H161V231L159 230V232L160 233H157L158 231H156V233L158 234V237H157V235H155L156 237L154 238L151 234H152V232H151V234H148V237H146V240L149 238L150 239V241H152L153 242V244L151 245H149V246H152V249H148L147 251H145L144 252V254H142V255H140V256H137L136 258H134V262L132 263V264H148L149 262H150V260H151V257L153 256V257H155V256H157L158 257V255H162V257H163V254H164V250L166 251L165 252V254H167V252L168 253H171V255L170 254H168V256H166L165 258L163 257V259H164V262L165 263H169V262H171L173 259H175V260H173L174 262H171L170 264H214L213 262L216 260V258H215V260H213L212 258H214V257H212V255H213V250L209 247H207V246H205V245H207V243H209V245H211V247H214V248H217V249H219L221 252H222V254L224 253V254H227L228 256H231V255H229L228 253L230 252L229 251V248L231 247V246H229V244H230V242L232 243V241H234V243L237 241V242H241L242 241V244H241V246H243V249L244 250H246V251H244V253L243 254H246V256L250 259V261L252 260L253 262H254V260H255V258H256V256H258V254H257V252H256V249L254 250V248H256V247H254V246H252L251 244L253 243V245H255L256 246V243L258 242V241H256L257 239V237L256 238H252V236H250V234H252V233H250L249 234V237H248V234H246L244 231V233H245V235L244 236H246V237H244V238H242L243 237V235H242V233L241 234H239V236H240V240H237V239H239V238H235V236L232 234V232H231V234L233 235H231L230 234V239L228 238L229 237V233H227V231L225 230V228H228V227H225V226H222L221 224V221L223 222V220H222V216L223 217H226L227 216V219H228V215H231V214H235L239 219H237V220H242L241 221V223L242 222H246V224H249L250 226H256V227H258L259 226V229H261V228H263L264 227V225H262V223H263V220H264V217H259V218H256V217H254L255 215H257L258 213H256V211L257 210H255L254 208H251V207H249L250 205L248 204L249 202H246L247 203V205H249V206H247V207H245V205H243V208L245 207V209H241V210H238V208H236L235 206L236 205H234V210L230 207V206H227L226 208H223V207H220L219 205H220V203L218 204V206H219V208L220 209H222V210H219V211H221L220 212V215L222 214V216H221V218L219 219L218 217H217V213H219L218 211H213L212 209H209V212H210V210H212L211 212L212 213H210V218L208 219V220H211L212 221V215H214L215 213V215L213 216L214 217V219H213V225H214V229L216 230V234H212L211 235V233H210V231H209V233H208V235L206 234V233H201V232H193V231H196V230H191V227H193L192 226V223H191V221H192V219L194 218V217H196V214H195V212L197 211V209L196 208H198L197 207V204H199L198 203V201H199V199L200 198H212L213 199V197L212 196H214L215 194H217V195H215L216 196V198L217 197H219V195L221 194L220 192H223L224 193V191H221V190H223V189H221V187L222 186H218V185H220V184H218L217 185V183H216V185H215V181L213 180V178H214V176H213V174H207V175H205V172L206 171H208L209 173H210V169H214L213 171H215V172H219V170L218 171H216L217 169H218V167L219 166H224V165H226L227 167H225L224 166V168L226 169V168H230V169H232V170H234L235 169V167H236V169L238 168V170L240 171V169H243V171L245 170V172H246V170H247V172H246V178H245V174L243 173H241L244 177L243 178H245V179H247V180H249L248 182H250L251 180V182H250V184H248V185H252L253 186V184L255 183V184H259L260 183V181H256V182H254L255 180H253V178L254 177H257L258 175V177L257 178H259V177H261V179H262V176L261 175H263V174H261L260 172H263L264 170L263 169H260V167L259 166H261V165H263L264 164V162L263 161H261V165H257L256 166V164H260V163H258L259 161H257L256 162V164H252V163H254L255 162V159L257 158L258 160H259V157H256L255 159H254V157L257 155V153L255 154V152H258V150L257 151H254V149H253V147L251 146V148L253 149H251L250 150V148L248 149H246V145H245V148H244V150L246 151L247 150V152H245V153H243L242 151H234L236 148V150H240L241 148L243 149V147L244 146H240V144H239V146L238 147H240L239 149H238V147H233V148H235L234 150H232L231 151V148H230V150L229 151H231V153H226V150H228V147L226 146V144H227V139H225L222 135H224V134H221L220 136H218V134L221 132V129H222V126L223 125H221V124H219V123H223V122H225V125H226V123H228V124H230L231 123V121L232 122H234V120H232L231 118H233V119H235V120H239L238 119V117L240 118V120L243 122V121H246L245 123H247V118H249L248 119V123L250 122H252L253 120V122H255L256 123V125H257V121L259 120V121H261L262 119H264V118H262V119H260V117L257 119V120H255L256 118H254V116L255 117H258L257 115H259L260 114V110L261 111H263L262 109H264V78L262 77V76H264V75H260L261 77L260 78H262L261 80H262V83H261V80H260V78H259V80L260 81H257L258 80V77L256 78V77H254V80L256 81V82H260L261 84H259V85H261V86H258V83H257V85H256V83L253 85L252 84V82H250L253 78H252V76H250L251 77V79H250V77L248 78V79H250V81H249V83L250 84H252V85H250L249 83H248V81H247V79L245 78V77H248L247 75H248V73H247V71L248 72H250L251 70L249 69V68H251L252 66H250L249 64V61H248V64H247V67L249 66V68H247V69H249V70H246V71H244V68H242V69H239V67L241 68L242 66V60L244 59L245 60V57L242 59L241 58V56L242 55H239V56H237V53L238 52H236L235 50H232V52H236V57H234V58H236V60H237V58H239L238 59V61H239V64H240V66H238V64H237V67H236V64H235V61H234V58L232 59L231 57V59L234 61V64H235V67L237 68V69H239V70H237V69H235V67L234 66H232V64H230V61L231 62H233L232 60H230L229 61V59H228V61L226 60V59H223V58H225V57H222V50L223 51H227L226 52V54H228V52H230V54L229 55H225L224 54V56H226L227 58H229V56L230 55H233V53L231 54V51H229V46L230 45H227V44H224L223 42L221 43H218V41H217V44H220V45H215L214 43L215 42H211ZM221 41V40H220ZM243 41V40H242ZM241 41V42H242ZM58 43L56 44V45H60L61 44V42H60V38H59V40L57 41ZM85 42H87L88 43V41H86L85 40ZM190 42V41H189ZM244 42V41H243ZM80 43H82V45H85L84 44V42H80ZM106 43V42H105ZM118 43H120V42H118ZM245 43V42H244ZM243 43V44H244ZM246 43H248V42H246ZM67 44V43H66ZM70 44H72V42L70 43ZM69 44V45H70ZM76 44H78V43H76ZM102 44V45H101ZM207 44H208V46H207ZM243 44H241L242 46H243ZM250 44H252V43H250ZM249 44V45H250ZM109 45V44H108ZM119 45V44H118ZM117 45V46H118ZM246 45V44H245ZM254 45V44H253ZM62 46V45H61ZM65 44L63 45V48L62 47H60V48H62L61 49V51H63V53H64V56H65V54L68 52V51H70V49L68 48V47H66V48H68L69 50H67L66 48H65ZM87 46V45H86ZM219 46V47H218ZM71 47V46H70ZM83 47V46H82ZM88 47V46H87ZM113 47H115V46H112L111 48H113ZM217 47L219 48V49H221L220 51L222 52H218L219 50L217 49ZM232 47V46H231ZM245 47V46H244ZM264 47V45L262 46V47H260L261 49ZM60 48L58 49V48H56V49H58V51H60ZM103 48V49H102ZM106 49L105 50H107V47H105ZM116 48V47H115ZM115 48H113V49H115ZM235 48V47H234ZM249 48V47H248ZM259 48V47H258ZM72 49H75L74 47L72 48ZM77 49V48H76ZM87 49V48H86ZM228 49V50H227ZM231 49H233V47L231 48ZM246 49V48H245ZM244 49V50H245ZM256 49V48H255ZM260 49V50H261ZM78 50V49H77ZM83 50V49H82ZM240 50V49H239ZM242 50V49H241ZM240 50V51H241ZM252 50V49H251ZM251 50H247L248 52L250 51L251 52ZM256 50H258V49H256ZM80 51V50H79ZM83 51H85V50H83ZM259 51V50H258ZM70 52H72L73 53V51L71 50ZM68 53L70 56L72 55V53ZM75 52H77V51H75ZM86 52V51H85ZM136 52V51H135ZM242 52V51H241ZM247 52V53H248ZM218 53H221L222 55L220 56ZM259 54L261 53V52H258ZM258 53H257V55H258ZM68 54H66L67 55V57H66V63H67V67H68V69H71V67H73V66H71V64H70V62L71 63H75V62H72V61H69L68 59L70 58V56L68 55ZM101 54V53H100ZM239 54V53H238ZM88 58H89V56H88V53H86L85 54ZM185 55V54H184ZM244 55H247V54H244ZM262 55V54H261ZM73 56V55H72ZM251 56V55H250ZM254 56H256V55H254ZM86 57V58H87ZM135 57V56H134ZM252 57V56H251ZM260 57H262V56H260ZM259 57V58H260ZM75 58H76V55H75ZM85 58V59H86ZM90 59V58H89ZM87 60L86 61V64H87V62H89L90 63V60ZM247 59V58H246ZM249 59H251L250 57H249ZM248 59V60H249ZM262 59V58H261ZM189 60H191V57H187V55H185V57H183L182 59H181V61H183V62H185V61H189ZM251 60H253V58L251 59ZM84 61V60H83ZM82 61V62H83ZM129 62H131L130 60H128L127 61V63H129ZM146 62H147V60H146ZM153 62H155L156 63V65L155 66H159V65H157V62H158V60H157V62L154 60ZM242 64H241V63ZM244 62V61H243ZM77 63H79L78 61L76 62V64ZM126 63V64H127ZM148 63H149V61H148ZM151 63V62H150ZM159 63V62H158ZM236 63H238L237 61H236ZM247 63V60H245V63L244 64H246ZM255 64H256V62H254ZM262 63V62H261ZM261 63H258V64H260L261 66H262V64ZM81 64H84V63H81ZM131 64H132V62H131ZM233 64V65H234ZM93 65V62H92V64L90 63V64H88V66H92ZM114 65V64H113ZM150 65V64H149ZM147 66V67H151V66ZM154 65V64H153ZM152 65V66H153ZM80 66V65H79ZM83 66H85V65H83ZM82 66V67H83ZM193 66H195V67H193ZM245 66V65H244ZM243 66V67H244ZM260 66V67H261ZM121 67V66H120ZM120 67H116V68H120ZM143 67H145V65L143 66ZM154 67V66H153ZM260 67H259V69H260ZM74 68V67H73ZM116 68H114V69H116ZM130 68V67H129ZM146 68V67H145ZM157 68H159V67H157ZM255 68H257V67H255ZM255 68H251L252 69V71L250 72V73H254L255 72ZM87 69V68H86ZM86 69H81L80 70V73H83L82 71L83 70H85L86 71ZM89 69H91V68H89ZM121 69V68H120ZM125 69V68H124ZM148 69V68H147ZM146 69V70H147ZM151 69V71L153 70L152 69V67L150 68ZM154 69H155V67H154ZM258 68L256 69V70H259ZM262 69H263V67L261 68V71H262ZM96 70V69H95ZM122 70V69H121ZM120 70V71H121ZM126 70V69H125ZM137 70V69H136ZM74 71V70H73ZM88 71V70H87ZM87 71H86V75H88L87 74ZM98 71V72H99ZM118 71V70H117ZM119 71V72H120ZM148 71H150L149 69H148ZM150 71V72H151ZM90 72V71H89ZM88 72V73H89ZM93 72H94V70H93ZM97 72V71H96ZM135 72V71H134ZM157 72H155V73H157ZM237 72H242V73H238L237 74ZM2 73V72H1ZM70 73V72H69ZM74 73H75V71H74ZM91 73V72H90ZM89 73V74H90ZM124 73V74H123ZM138 73H134V74H138ZM152 73V72H151ZM163 73H164V75H163ZM84 75H85V73H83ZM93 74H95V73H93ZM3 75H5V73H3ZM81 75L82 74H80V78H81ZM84 75H82V76H84ZM85 75V76H86ZM91 76H93L92 74H90ZM89 75V76H90ZM250 75V74H249ZM257 75V74H256ZM74 77V76H76V75H71L70 74V77ZM96 76V75H95ZM114 77V79H112L113 77ZM257 76H259V75H257ZM72 77V78H73ZM150 77V78H149ZM95 78V77H94ZM93 78V79H94ZM100 78V79H99ZM68 79V78H67ZM74 79V78H73ZM117 80V82L119 83V85H118V83L117 82H115L116 80ZM77 76H76V79H74V82H78V81H81V80H77ZM88 80V79H87ZM95 80V79H94ZM93 80V81H94ZM150 82H149V81ZM89 81V80H88ZM215 81H217V82H215ZM121 82V81H120ZM149 82V83H148ZM246 84H245V83ZM83 83V82H82ZM86 83H89V82H86ZM95 82H93V84H94ZM104 84V85H101V84ZM117 83V84H116ZM130 83V82H129ZM172 83H174L173 85H174V87L172 88L171 87V84ZM217 83H219L220 84V86H216V85H218ZM148 84H151V86L150 85H148ZM245 84V85H244ZM76 86H78L79 85V87H83L82 86V84H80L79 82L77 83V84H75ZM75 85H73V88L75 87ZM83 85H85L84 83H83ZM88 85H90V84H88ZM98 85V84H97ZM122 87H121V86ZM246 85L248 86V85H250L249 86V88L248 87H246ZM256 85V88L258 89V87H261V91L263 92H261L263 95H261L260 94V92H255V90L256 91H258L257 89H253V86H255ZM72 86V85H71ZM94 86V89H95V85H93ZM92 86V87H93ZM142 86V87H141ZM176 86V87H175ZM84 87H86V85L84 86ZM88 87V86H87ZM106 87V86H105ZM129 87L130 89H127V88ZM144 87V92H142L143 91V89H141V88H143ZM81 88H79V89H77V90H81ZM250 88H251V90H250ZM83 89V88H82ZM92 89V88H91ZM98 89H99V87H98ZM97 89V90H98ZM100 89H101V87H100ZM99 89V91H104V89L102 88V90H100ZM76 90V89H75ZM77 90H76V92H77ZM85 90V92H83L82 90H81V92H83V94L84 93H86V91H88L89 90V88H85L84 89ZM252 90H254V91H252ZM259 90H260V88H259ZM96 91V90H95ZM99 91H97L98 93L97 94H101V93H99ZM107 91V90H106ZM89 92V91H88ZM78 93V92H77ZM77 93H75V94H77ZM92 93V92H91ZM91 93L90 94H88V95H90V97H91ZM103 93H105V92H103ZM109 93V92H108ZM106 94V93H105ZM112 94V93H111ZM117 94H118V96H117ZM95 95V94H94ZM93 95V96H94ZM76 96V95H75ZM120 96V97H119ZM84 97H86V96H84ZM83 97V98H84ZM94 97H96V96H94ZM92 98L91 100H95L96 98ZM121 98V99H119V98ZM98 98V97H97ZM110 98V97H109ZM122 98H125L126 99V101H125V99L124 100H122ZM21 99H23L22 97H21ZM77 99V98H76ZM89 99V98H88ZM88 99H86L88 102H91V101H89ZM85 100V99H84ZM84 100H81V101H83L84 102ZM26 101H29V100H26ZM24 102V104L26 105V107L27 106H29L30 104L29 103H32V102ZM76 101V100H75ZM96 101V100H95ZM77 102H79L78 100H77ZM76 103V102H75ZM95 103V102H94ZM110 103V102H109ZM33 104V103H32ZM84 104H86L85 102H84ZM92 104V103H91ZM90 104V105H91ZM112 104V105H113ZM83 105V104H82ZM87 105H88V103H87ZM95 105V104H94ZM96 105V106H97ZM105 105V106H104ZM32 106V105H31ZM30 106V107H31ZM25 107V106H24ZM88 107V106H87ZM89 107H92V105L91 106H89ZM113 107V108H114ZM0 108H1V106H0ZM85 108H86V105H85ZM97 108V107H96ZM112 108V107H111ZM121 108V109H120ZM79 109H81V108H78V110ZM28 110V109H27ZM26 110V111H27ZM32 110V109H31ZM115 110V109H114ZM4 111V110H3ZM2 111V112H3ZM29 111V110H28ZM85 111V112H84ZM84 114L86 113L87 114V112H86V109H84ZM88 111V110H87ZM91 111V110H90ZM99 111V110H98ZM97 111V112H98ZM112 111V112H111ZM117 111V110H116ZM29 112H31V111H29ZM29 112H27L28 114H29ZM79 112H82V110L81 111H79ZM82 112V113H83ZM91 112H93V111H91ZM97 112H94V113H97ZM119 112V111H118ZM264 112V111H263ZM263 112H262V114H263ZM1 113V112H0ZM81 113V114H82ZM2 114V113H1ZM20 115H18V118L19 117H21L22 116V113L20 112L19 113ZM27 114V115H28ZM35 114V113H34ZM33 114V115H34ZM81 114H79L80 116H82L83 118L85 117V116H83V115H81ZM90 114V113H89ZM88 114V115H89ZM93 114V113H92ZM98 114V113H97ZM261 114V115H262ZM26 115V116H27ZM260 115V116H261ZM24 116L25 115H23L22 117L24 118ZM28 116H30V115H28ZM92 116V115H91ZM107 116V117H106ZM262 116H264V114L262 115ZM0 117H1V115H0ZM22 117H21V119H22ZM35 117V116H34ZM89 117H90V115H89ZM104 117H106V119L104 120ZM109 117V118H108ZM81 117H79L78 119H80ZM113 118V119H112ZM231 119V121L230 122H228V120H230ZM252 118V120L251 121H249L250 119ZM254 118V119H253ZM2 117L0 118V125H1V127L0 128H2V129H0V133H1V131H6L7 129V127H5L7 124H10L9 122L6 124V119H4V121H5V124H2ZM13 119V118H12ZM15 119H17V118H15ZM27 119V118H26ZM87 119V118H86ZM116 119V120H115ZM245 119V120H244ZM239 120V121H240ZM21 121V120H20ZM227 121V122H226ZM237 123H240V122H236V124ZM244 123V122H243ZM254 123V124H255ZM261 123V122H260ZM23 124V123H22ZM214 124V125H213ZM232 124V123H231ZM252 125H253V123H251ZM259 124V123H258ZM262 124L264 125V123L262 122ZM2 125H3V127H5V130L3 129V127H2ZM13 126H15V124L13 123L12 124ZM17 125V124H16ZM20 125H21V122H20ZM19 125V127H21ZM76 125V124H75ZM211 125H213L214 126V128H213V126H211ZM22 126H24V125H22ZM26 126V125H25ZM240 126V125H239ZM243 126H245L244 124H243ZM255 126V125H254ZM257 126H259V125H257ZM262 126V125H261ZM11 127V126H10ZM9 127V128H10ZM76 127V126H75ZM224 127H226V126H224ZM227 127H229V125H227ZM249 127V126H248ZM248 127H247V129H248ZM250 127H252V126H250ZM260 127V126H259ZM24 128V127H23ZM77 128V127H76ZM76 128H74V129H76ZM208 128H211L210 130L208 129ZM234 128H236V127H234ZM237 128H238V126H237ZM254 128V127H253ZM11 129V128H10ZM14 129V130H13ZM13 129L11 130L12 132L13 131H15V129L16 128H14L13 127ZM239 129V128H238ZM246 129V128H245ZM260 129V128H259ZM17 130V129H16ZM77 130V129H76ZM81 130V129H80ZM207 130H208V132H207ZM240 130H242V129H240ZM244 130V129H243ZM249 130V129H248ZM251 130V129H250ZM253 130V129H252ZM255 130H257V128L255 129ZM78 131H79V129H78ZM230 131V130H229ZM8 133H10L9 131H7ZM7 132L5 133V134H7ZM11 132V133H12ZM101 132V133H100ZM210 132V133H209ZM224 132H226V131H224ZM228 132V131H227ZM245 132V131H244ZM18 133V132H17ZM78 133V132H77ZM81 133V132H80ZM87 133V134H86ZM97 133V135H95ZM228 133H230V132H228ZM233 133H235V136H236V134H239V131H237V133L236 132H233ZM241 133V132H240ZM13 134V133H12ZM15 134V133H14ZM44 134V133H43ZM82 134V133H81ZM246 134V133H245ZM79 136H80V134H78ZM86 135V136H85ZM234 135V134H233ZM241 135V134H240ZM242 135H243V133H242ZM246 135H249V134H246ZM252 135V134H251ZM251 135H250V137H251ZM15 136H17V135H15ZM75 136V135H74ZM79 136H76V137H79ZM228 136V135H227ZM238 136V135H237ZM244 136V135H243ZM2 136H0V140L1 141H4V139H6L7 140V142H8V139L7 138H1ZM27 137V136H26ZM75 137V138H76ZM220 137H222V138H220ZM241 137V136H240ZM238 138L237 137V139H240L241 140V138ZM249 137V139H252L253 140V138H250ZM257 137V136H256ZM255 137V138H256ZM23 138V137H22ZM46 138H48V137H45V136H43L42 135V138H40L39 139V137L38 136H33L32 137V139L30 140V142L28 141V137H27V141H26V138H25V141H24V144H22V145H24V146H26L27 145V143H28V145H31L32 147H34L35 149H36V153H37V151L39 150V147L42 145V143H45V144H47V140L49 141V139H46ZM248 138V137H247ZM260 138V137H259ZM246 139V138H245ZM21 140H23V139H21ZM21 140H19L18 141V144L20 143V141ZM50 140H52V139H50ZM231 140H233V139H231ZM230 140V141H231ZM244 140V139H243ZM247 140V139H246ZM246 140H244L245 142H246ZM1 141H0V143H1ZM10 141V140H9ZM234 141V140H233ZM233 141H231V142H233ZM247 141H249L250 143H251V140H247ZM261 141V140H260ZM16 142V141H15ZM15 142H13V143H15ZM22 142V141H21ZM26 142V143H25ZM53 142H55V140L53 141ZM229 142V141H228ZM234 142H236V143H238V141L236 140V141H234ZM240 142V141H239ZM243 142V141H242ZM244 142V143H245ZM248 142V144H250ZM235 143V144H236ZM17 144V145H18ZM234 144V145H235ZM246 144H247V142H246ZM248 144H247V146H248ZM256 145V143H255V141H254V143H253V145ZM3 145V144H2ZM49 145V144H48ZM233 145V144H232ZM238 145V144H237ZM237 145H235V146H237ZM242 145V144H241ZM244 145V144H243ZM257 146V145H256ZM264 146V145H263ZM45 147H47V145H44V148ZM230 147V146H229ZM241 149V150H242ZM257 149H260V148H257ZM263 149V148H262ZM261 149V150H262ZM34 150V149H33ZM249 150V151H248ZM260 150V151H261ZM80 151V152H79ZM250 151H254L253 153L255 154V155H252V154H249L248 152H250ZM259 151V152H260ZM262 151H264V150H262ZM210 152L212 153V155L210 154ZM242 152V153H241ZM251 152V153H252ZM214 153V154H213ZM259 154V153H258ZM262 154H264V152H262ZM21 156L23 157V159L25 158L24 157V155H22L21 154ZM21 156H19V157H21ZM26 156V155H25ZM39 156V155H38ZM45 155H43V157H44ZM173 156H175L174 157V160H176V158H177V160L181 163L182 161V165L185 167L184 168V171L185 170H187V176H185L184 177V175H183V177L184 178H181L180 180H177V179H175V181H174V183H172V184H170V185H172V186H170L169 187V185H168V188H170L169 190H171V191H169V190H167V192L165 191L164 193H167V195L166 196H168V195H170V194H173L172 195V197H170L169 199H166V196L164 197H162L161 195L163 194H158V193H156L155 195H152V197H150L151 195H147V192H144V190L146 191V188L148 189V187H150V185H151V181H152V178H153V176H155V175H159V173H161V174H167V172L169 171L168 170V168H169V166H174L173 165ZM209 156H211L213 159L210 161V159H209ZM254 156V157H253ZM21 157V158H22ZM28 156H26V158H27ZM79 157H80V159H79ZM264 157V156H263ZM15 158V157H14ZM260 158H262V156L260 155ZM37 159V158H36ZM233 159V160H232ZM254 159V160H253ZM25 160V159H24ZM29 160V159H28ZM38 160V159H37ZM115 160H118V165L116 164V162H114ZM176 160V161H177ZM181 160V161H180ZM230 160H232V161H230ZM263 160H264V158H263ZM11 161H13L12 160V157H11ZM17 161H18V159H17ZM16 161V162H17ZM27 161V160H26ZM176 161H175V163H176ZM177 161V162H178ZM15 162V163H16ZM36 162V161H35ZM41 162H43V160L41 161ZM47 162V160L45 161V162H43V163H46ZM224 162H225V164H224ZM251 162V163H250ZM22 163H24L23 161H22ZM28 164H30L31 165V163H32V161H31V163L30 162H27ZM43 163H42V165H43ZM180 163H179V165H180ZM184 163V164H183ZM220 164V165H218V166H216L217 164ZM250 163V164H249ZM19 164V163H18ZM33 164V163H32ZM177 164V163H176ZM79 165V167H83V168H85V167H89V166H96V169H95V167H93L95 170H93V172H92V174L93 175H97L99 172H101L102 173V176L100 177V178H97V179H94V178H90V180H88L83 174H76L73 170H71L72 168L74 169V168H76V166H78ZM117 166V168L116 169H114V166ZM178 165V164H177ZM181 165V166H182ZM213 166H214V168H213ZM216 166V167H215ZM81 167V168H82ZM177 168H178V166H176ZM258 167V168H257ZM263 166H261V168H262ZM42 168H44V165L42 166ZM60 168H62V172H60V174H57L58 172V169H60ZM80 168V169H81ZM217 168V169H216ZM264 168V167H263ZM221 169V168H220ZM224 169V170H225ZM257 169H258V171H257ZM174 170V169H173ZM178 170H179V168H178ZM188 170H189V172H188ZM222 170V169H221ZM226 170H228V169H226ZM225 170V172L228 174V173H230V172H227ZM261 170V171H260ZM263 170V171H262ZM249 171V172H248ZM260 171V172H259ZM240 172H242V171H240ZM115 173H117V174H115ZM211 173H213L212 172V170H211ZM223 173V172H222ZM248 173V174H247ZM259 173V174H258ZM264 173V172H263ZM217 173H215V175H216ZM234 174H237L236 172L234 173ZM249 174H250V176H249ZM3 175V174H2ZM2 175H0V177L2 176ZM56 175H59V182L57 183L58 185L55 187V188H53L52 187V185L50 186V184L48 183V181L49 180H53L54 178H56V179H58V176H56ZM210 175H212L213 177H211ZM219 175V174H218ZM226 175V174H225ZM229 175V174H228ZM232 175V177L234 176V179H235V175H233V174H231ZM240 175V174H239ZM255 175H257V176H255ZM14 176V175H13ZM160 176V175H159ZM224 176V175H223ZM237 176V175H236ZM8 177H10V176H8ZM182 177V176H181ZM21 178V177H20ZM23 178V177H22ZM28 178V179H29ZM167 179L166 180H168V179H171V181H173L172 179H173V174H171V175H168L167 177H166ZM239 178H240V176H239ZM257 178H254V179H256V180H259V179H257ZM19 179V178H18ZM17 179V180H18ZM49 179V180H48ZM87 179V180H86ZM215 179V178H214ZM222 179V178H221ZM233 179V180H234ZM263 179H264V177H263ZM12 180V179H11ZM20 180V179H19ZM23 180L24 179H22V183H24L23 182ZM26 180V179H25ZM212 180H213V182H214V184L213 183H211L212 182ZM219 180V179H218ZM232 180V179H231ZM1 181V180H0ZM29 181V180H28ZM70 181H72V182H70ZM88 181V182H87ZM177 181H179V182H177ZM211 181V182H210ZM216 181H217V179H216ZM219 181H221V180H219ZM229 181V180H228ZM241 181V180H240ZM246 181V180H245ZM2 182V181H1ZM4 182V181H3ZM6 182V181H5ZM10 182H12V181H10ZM9 182V183H10ZM15 182L17 183V181L15 180ZM50 182V181H49ZM54 182H55V180H54ZM53 182V183H54ZM87 182V183H86ZM159 182H161V181H159ZM177 182V183H176ZM233 182V181H232ZM235 182H237V181H235ZM239 182V181H238ZM247 182V181H246ZM246 182H245V184H246ZM252 182H254L253 184H251ZM19 183H20V181H19ZM62 183H65L64 185H61ZM156 183V182H155ZM223 183V182H222ZM242 183V182H241ZM244 183V182H243ZM4 184V183H3ZM11 184V183H10ZM15 184V183H14ZM28 184V185H29ZM112 184H114V185H123V186H125L126 185V189L125 188H123L121 191L124 193L123 195H128V196H130L131 198V200H133L134 201V208L131 210V209H129L128 211H127V214L125 215V216H120V215H124V210H121V208L120 207H118V208H113V207H110V199H111V197H112V193H114V192H117L118 190H112ZM166 184V183H165ZM229 184H234V183H229ZM229 184H227L228 186H229ZM236 184V183H235ZM261 184H262V182H261ZM6 185V184H5ZM12 185H13V182H12ZM17 185H19L18 183H17ZM21 185V184H20ZM54 185H55V183H54ZM83 185H86V187H84ZM155 185V184H154ZM213 185L214 186H216L217 187V193H216V189L214 190V189H212L213 188ZM226 185V186H227ZM264 185V184H263ZM82 186L84 187V188H82ZM129 186V187H128ZM130 186H133V189H130ZM234 186H236V185H234ZM234 186H233V188H234ZM239 186H240V184H239ZM243 186V185H242ZM4 187H6V186H4ZM9 187V186H8ZM64 187H62V189L64 188ZM128 187V188H127ZM218 187H220L219 189H221V190H219L218 189ZM241 187V186H240ZM257 187V186H256ZM60 188V187H59ZM224 188H226V187H224ZM232 188V187H231ZM236 188V187H235ZM239 188V187H238ZM244 189H245V187H243ZM246 188H248V186L246 187ZM264 188V187H263ZM7 189V188H6ZM10 189V188H9ZM20 189V188H19ZM18 189V190H19ZM22 189V188H21ZM58 189V190H57ZM61 189V188H60ZM61 189V190H62ZM121 189V188H120ZM134 189H136L135 191H134ZM198 191H197V190ZM228 189H230V188H228ZM237 189V188H236ZM241 189V188H240ZM249 189V191H251L250 190V188H248ZM247 189V190H248ZM262 189V188H261ZM12 190H17L16 188H12ZM64 190V189H63ZM151 190V189H150ZM231 191H232V189H230ZM253 191H255L254 189H252ZM7 191V190H6ZM10 191H11V189H10ZM36 191H38V190H36ZM160 191V190H159ZM162 191V190H161ZM220 191V192H219ZM227 191V190H226ZM226 191H225V193H226ZM231 191H228V192H231ZM241 190H239L238 189V192H237V190L236 191H234V193L236 192V193H238L237 195V197L239 198L240 196V194L242 193V191L240 192ZM252 191V192H253ZM257 191H259V190H257ZM12 192H14V191H12ZM71 192V191H70ZM70 192H68V193H70ZM76 192V193H75ZM152 192V191H151ZM163 192V191H162ZM239 192H240V194H239ZM245 192V191H244ZM252 192H250L251 194H255V193H252ZM260 192V191H259ZM259 192H257V193H259ZM261 192H264V191H261ZM6 193V192H5ZM8 193H9V191L7 192V195H8ZM16 193V192H15ZM44 193H46V192H44ZM220 193V194H219ZM222 193V194H223ZM224 193V195L223 196H225L226 194ZM233 193V192H232ZM245 193H247V191L245 192ZM250 193H248V194H250ZM20 194V193H19ZM148 194H149V192H148ZM158 194V195H157ZM214 194V195H213ZM228 194H231V193H228ZM228 194H227V196H228ZM13 195V194H12ZM12 195L10 194V196H11V199L12 198H14V197H12ZM20 195H23L22 193L20 194ZM26 195V194H25ZM24 195V198H26V196H28V195H26L25 196ZM70 195H69V197H70ZM242 195V198L240 197L239 199V201H242L243 200V197H246V195H244V193L243 194H241ZM244 195V196H243ZM258 195V194H257ZM9 196V195H8ZM15 196V195H14ZM201 196V197H200ZM233 197H234V195H232ZM231 195H230V197H232ZM236 196V195H235ZM261 195L259 194V196H258V198L260 197ZM16 197V196H15ZM114 198L116 197V196H113ZM221 197V196H220ZM17 198H19V197H17ZM17 198L16 199H14V200H17ZM204 198V199H205ZM210 198V199H211ZM228 197H226L225 196V199L224 200H228L227 199ZM236 198V197H235ZM234 198V199H235ZM250 198V197H249ZM253 198V197H252ZM255 198V197H254ZM10 199V200H11ZM20 199V198H19ZM209 199V200H210ZM232 199V198H231ZM233 199V200H234ZM256 199V198H255ZM254 199V200H255ZM1 200V199H0ZM28 200V199H27ZM208 200V199H207ZM216 200H218V201H220L221 202V200H219V198L218 199H216ZM244 200H246L245 198H244ZM243 200V201H244ZM3 201V200H2ZM20 201V200H19ZM21 201H23V200H21ZM26 201V200H25ZM215 201V200H214ZM218 201H215V202H218ZM238 201V202H239ZM246 201H248V200H246ZM256 201H258V200H256ZM255 201V202H256ZM28 202H30L29 200H28ZM203 202V201H202ZM202 202H201V204H202ZM206 202H209V201H206ZM205 202V203H206ZM224 202V201H223ZM227 201H225V203H226ZM230 203H232V202H234V201H229ZM245 202V201H244ZM260 202L262 203V201L260 200ZM0 203H1V201H0ZM3 203V202H2ZM11 203V202H10ZM9 203V204H10ZM214 203V202H213ZM223 204V203H221V205H228V203L227 204ZM243 203V202H242ZM258 203V202H257ZM32 204V203H31ZM101 204H104L103 206L105 207V209L107 208L109 211H110V213L112 214V220H109L104 214V216L102 215H100V212L102 211V207H101ZM204 204V203H203ZM208 204V203H207ZM212 204V203H211ZM215 204V203H214ZM234 204V203H233ZM233 204L231 205L232 207H233ZM235 204H237V203H235ZM240 204V203H239ZM256 204V203H255ZM263 204V206H264V203H262ZM5 205V204H4ZM209 205V204H208ZM252 205H254V204H252ZM1 206V205H0ZM6 206V205H5ZM17 206H19V205H17ZM213 206V205H212ZM212 206H210V208L212 207ZM214 206H216L217 207V205L215 204ZM40 207V206H39ZM39 207H37L36 209L38 210L39 209ZM202 207V205L198 208V209H200ZM238 207V206H237ZM254 207V206H253ZM5 208V207H4ZM20 208H22V207H20ZM44 208V207H43ZM170 208H172V209H170ZM241 208V207H240ZM239 208V209H240ZM251 209V210H249V209ZM258 208H259V205H258ZM263 208V207H262ZM9 209V208H8ZM13 209V208H12ZM17 209V208H16ZM15 209V211H17ZM169 209H170V211H169ZM207 209V210H208ZM237 209V211H235ZM252 209L253 210H255L254 212H255V215L253 216V214H254V212H252ZM1 210H3V207H2V209ZM26 210V209H25ZM43 210L44 209H42V211H40V213L41 212H43ZM207 210H204L203 209V207L200 209V213L202 214H205L206 213V211ZM216 210V209H215ZM218 210V209H217ZM13 211V210H12ZM22 211H24V210H22ZM103 211H104V209H103ZM172 211L174 212V213H172ZM261 211V210H260ZM5 212V211H4ZM6 212H8L9 213V211H6ZM5 212V213H6ZM169 212H171V213H169ZM215 212V213H214ZM103 213V212H102ZM128 213H129V215H128ZM197 213V212H196ZM214 213V214H213ZM10 214V213H9ZM12 214V213H11ZM20 215H22L21 213H19ZM18 214V215H19ZM34 214V213H33ZM36 214V213H35ZM175 214V215H174ZM202 214V215H203ZM260 214V213H259ZM6 215H7V213H6ZM220 215H219V217H220ZM261 215V214H260ZM12 216H13V219H14V215L12 214ZM16 216H17V214H16ZM80 216V219H81V221H80V223H82V225H85L86 227L84 228L83 226H81L80 224H78L77 223V218ZM168 216V215H167ZM170 216H168V217H170ZM171 216V217H172ZM175 216V217H174ZM177 216V217H176ZM203 216H205V215H203ZM206 216H208V211H207V215ZM232 217L234 216V215H231ZM259 216V215H258ZM20 217V216H19ZM230 217V216H229ZM7 218H9L8 216H7ZM198 218V217H197ZM204 218V217H203ZM207 218V217H206ZM206 218H204V220L206 219ZM216 218V219H215ZM217 218L219 219V220H221V221H219V220H217ZM19 219V218H18ZM173 219V220H174ZM196 219V218H195ZM225 219V218H224ZM230 219H232V218H230ZM230 219H228V220H230ZM234 219H235V217H234ZM23 221L25 220V219H22ZM22 220H21V223H22ZM27 220V219H26ZM173 220H170V221H173ZM199 220V219H198ZM201 220V219H200ZM236 220V221H237ZM5 221V220H4ZM29 220H27L25 223L26 224H31V222H28ZM165 221V220H164ZM225 221H227L226 219H225ZM3 222V221H2ZM1 222V223H2ZM28 222V223H27ZM36 223L38 222V221H35ZM42 222H44L43 220H42ZM206 222H207V220H206ZM205 221H199V222H196V223H194L195 225L197 224L198 225V227L200 226L201 227V225H205L204 223H206ZM210 222V221H209ZM212 222H210V224L212 223ZM6 223H8V222H6ZM11 223V222H10ZM158 223H160V224H158ZM166 223V222H165ZM221 223V224H220ZM225 223V222H224ZM229 223V222H228ZM231 223V222H230ZM229 223V224H230ZM239 223V222H238ZM3 224V223H2ZM9 224V223H8ZM24 224V223H23ZM193 224V225H194ZM207 224V223H206ZM210 224H208V225H210ZM114 227H113V226ZM196 225V226H197ZM212 224H211V226H213ZM232 225V224H231ZM263 227H262V226ZM11 226V225H10ZM28 226V225H27ZM32 226L34 227V225L32 224ZM226 226H227V223H226ZM240 226H241V224H240ZM244 226V225H243ZM242 226V227H243ZM250 226H249V228H250ZM260 226H261V228H260ZM7 227V226H6ZM9 227V226H8ZM7 227V228H8ZM18 227H19V225H18ZM32 227V228H33ZM153 227V228H152ZM156 227L158 228V229H156ZM171 227V226H170ZM169 227V228H170ZM197 227V228H198ZM225 227V228H224ZM233 227V226H232ZM12 228V227H11ZM27 228V227H26ZM164 228V227H163ZM195 228V227H194ZM204 228V227H203ZM209 228V227H208ZM234 228V227H233ZM232 228V229H233ZM236 228H237V226H236ZM246 228H247V226H246ZM50 229V230H49ZM193 229V228H192ZM202 229V228H201ZM209 229H212V228H209ZM209 229H207V230H209ZM238 229V228H237ZM241 229V228H240ZM253 229H255V228H253ZM259 229H258V231H259ZM20 230V229H19ZM22 230V229H21ZM65 230V229H64ZM81 230H83V231H85L86 233H89L90 234V236H89V238H86L85 237V235H83L82 234V232H81ZM141 230H145L146 232H143V234L141 235L142 236V241L140 240V238H138L137 236L138 235H136V234H138V232H141ZM148 230V231H147ZM154 230V231H155ZM205 230V229H204ZM204 230H202V232L204 231ZM227 230H229V231H233V230H231L230 229V227L227 229ZM247 230V229H246ZM27 231H28V229H27ZM162 231H164L163 229H162ZM213 231V230H212ZM211 231V232H212ZM252 231V230H251ZM263 231V230H262ZM39 232V233H38ZM55 232V233H54ZM240 232V231H239ZM20 232H18V234H19ZM142 233V232H141ZM140 233V234H141ZM215 233V232H214ZM234 233H235V231H234ZM264 233V232H263ZM6 234V233H5ZM4 234V235H5ZM13 234V233H12ZM17 234V235H18ZM21 234V233H20ZM33 234H35V233H33ZM85 234V233H84ZM155 233L153 232V235H154ZM237 234H238V232H237ZM1 235V234H0ZM4 235H2V238H3V236ZM22 235V234H21ZM20 235V236H21ZM47 235V234H46ZM56 235V236H55ZM74 235V234H73ZM149 235H151L152 237H153V239H152V237L150 238L149 237ZM256 235V234H255ZM259 235V234H258ZM261 235V234H260ZM23 236V235H22ZM25 236V235H24ZM23 236V237H24ZM147 236V235H146ZM237 236V235H236ZM13 237V236H12ZM14 237L15 238H18L15 234H14ZM13 237V239L15 240V238ZM42 237V236H41ZM255 237V236H254ZM1 238V237H0ZM21 238V237H20ZM20 238H18L17 240L19 241L20 240ZM27 238V237H26ZM34 238V237H33ZM55 238V239H54ZM108 238H111L112 239V243H107L106 244V242L108 241ZM246 238V239H245ZM249 238V239H248ZM22 239V238H21ZM28 239H29V237H28ZM105 239H107V240H105ZM138 239V240H137ZM156 239H157V241H156ZM234 239V240H233ZM242 239V240H241ZM259 239V238H258ZM11 240V239H10ZM25 240H27V239H25ZM24 240V241H25ZM228 240L230 241V240H232V241H230V242H228ZM244 240H246V241H244ZM247 240H249V242H252V243H250L249 245L251 246H249L248 244V246L250 247V248H247V249H245L247 246L245 245V243L247 242ZM259 240H261V238L259 239ZM264 240V239H263ZM6 241V240H5ZM24 241H22V242H24ZM30 241V240H29ZM42 241H44V240H42ZM46 241H48V242H50V240H46ZM139 241V242H138ZM141 241V242H140ZM149 241V240H148ZM154 241H156V242H154ZM1 242H2V240H1ZM32 242V241H31ZM30 242V243H31ZM35 243H32V244H37L38 242H36V241H34ZM92 242V241H91ZM146 242V241H145ZM248 242V243H249ZM256 242V243H255ZM264 242V241H263ZM8 243V242H7ZM105 243V244H104ZM117 243H119L120 245H119V248H120V250L117 248V249H115V245L117 244ZM143 243V242H142ZM163 243H165L164 245L167 247V249L165 248V246L163 245ZM260 243V242H259ZM259 243H257V244H259ZM27 244V243H26ZM32 244H31V246H32ZM40 244H42V243H40ZM43 244H44V242H43ZM58 244H59V242H58ZM73 244V245H72ZM104 244V245H103ZM145 244V245H146ZM154 244H156V245H154ZM161 244H162V247H161ZM196 244H198L199 245V247L198 246H196ZM261 244V243H260ZM259 244V245H260ZM7 245V244H6ZM5 245V246H6ZM29 245V244H28ZM160 245V246H159ZM168 245V246H167ZM228 245V246H227ZM262 245H263V243H262ZM20 246V245H19ZM34 246V245H33ZM41 246H43V245H40V247ZM164 246V247H163ZM194 246H196V249H195V251L193 250V247ZM235 246V245H234ZM16 247V246H15ZM24 247V246H23ZM22 246H21V248H23ZM27 247V246H26ZM47 248L46 249H44V248H42V249H44V250H47L49 247H51V246H49V245H47L46 246ZM73 247V248H72ZM227 247H228V252H227ZM233 247V246H232ZM239 247H240V245H239ZM252 247H254L253 249H251ZM261 247V246H260ZM9 248V247H8ZM54 247H51V249L50 250H52ZM90 248V249H89ZM105 248V247H104ZM103 248V249H104ZM148 248H150V247H148ZM161 248H164L163 250L161 249ZM195 248V247H194ZM238 248V247H237ZM259 247H257V249H258ZM262 249H263V247H261ZM25 249V248H24ZM176 249L177 250H179V251H177V255H176ZM234 249H236V248H234ZM2 250V249H1ZM34 249H32V250H29V251H32V253L34 252L33 251ZM39 250V249H38ZM44 250H41V251H44ZM94 250V249H93ZM100 250H101V248H100ZM122 250H124V251H122ZM145 250V249H144ZM143 250V251H144ZM230 250H231V248H230ZM233 250V249H232ZM232 250H231V252H232ZM9 251V250H8ZM11 251H12V249H11ZM28 251V250H27ZM29 251H28V255L30 256V254H32V253H29ZM48 251V250H47ZM216 251H218V250H216ZM215 251V252H216ZM236 251V250H235ZM0 252H2V251H0ZM12 252H14V251H12ZM21 252V251H20ZM37 252H39L40 253V251H37ZM45 252V251H44ZM43 252V253H44ZM86 252V251H85ZM234 252V251H233ZM239 252V251H238ZM259 252V251H258ZM15 253V252H14ZM21 253H23V252H21ZM46 253V252H45ZM49 253H51V255H53V253H52V251H50V252H48V254ZM82 253V252H81ZM175 253V255H173ZM179 253V254H178ZM241 253V252H240ZM263 253V251L262 252H260L259 254V256H261V254ZM3 254V253H2ZM6 254V253H5ZM20 254V253H19ZM41 254V253H40ZM48 254H46V255H48ZM231 254V253H230ZM234 254H237L236 252L234 253ZM243 254H240V255H243ZM7 255V254H6ZM14 255V254H13ZM43 255V254H42ZM59 255H61V254H59ZM169 255L171 256V257H169ZM173 255V256H172ZM217 255H218V252H217ZM8 256V255H7ZM12 255H10V257H11ZM178 257V259H177V257ZM214 256V255H213ZM238 256H239V254H238ZM9 257V256H8ZM41 257H43V256H40V258ZM45 257V256H44ZM43 257V258H44ZM57 256L55 255V258H56ZM157 257H155V258H157ZM168 257V259L170 258H172L171 260H167L166 258ZM175 257V258H174ZM216 257V256H215ZM224 258H226L227 256H223ZM223 257H222V260H223ZM232 257H234L235 258V256H232ZM261 257H263L262 259H261ZM260 258H259V260L261 259V260H263L264 261V254L261 256ZM2 257H0V259H1ZM16 258H18V257H16ZM50 258V257H49ZM91 258V257H90ZM141 258V259H140ZM218 258V257H217ZM3 260H4V258H2ZM7 259H9L10 260V258H7ZM34 258H32V261L31 260H28V261H30V262H28V264L29 263H35V261L33 260ZM62 259V258H61ZM60 259V260H61ZM160 260H162L161 258H159ZM166 259V260H165ZM230 259V258H229ZM236 259V258H235ZM237 259H240L241 260V258H240V256H239V258H237ZM236 259V260H237ZM249 259H248V263H249ZM257 259H258V257H257ZM8 260V261H9ZM51 260L53 261L54 260V257H53V259L51 258ZM59 259H57V260H55V261H58ZM63 260V259H62ZM65 260H66V262L68 263V264H71L70 262H69V259L68 258H65ZM153 260V259H152ZM218 260V259H217ZM240 260H238L239 262H240ZM5 261V260H4ZM34 261V262H33ZM38 261V260H37ZM54 261V262H55ZM166 261H168V262H166ZM224 261H225V259H224ZM231 261V260H230ZM232 261L234 262V260L232 259ZM237 261V262H238ZM242 261V260H241ZM245 261V260H244ZM6 262V261H5ZM42 263H44V262H46V261H41ZM41 262H40V264H41ZM62 263H64L63 261H61ZM0 263H1V260H0ZM21 263V262H20ZM47 264L49 263V262H46ZM59 263V262H58ZM219 263V262H218ZM221 263V262H220ZM224 263V262H223ZM227 263H229L230 264V262H227ZM252 263V262H251ZM250 263V264H251ZM263 263V262H262ZM35 264H37V263H35ZM65 264V263H64ZM216 264H217V262H216ZM236 264V263H235ZM238 264V263H237ZM254 264V263H253Z\"/></svg>", "mask_w": 264, "mask_h": 264}]
</instances>
